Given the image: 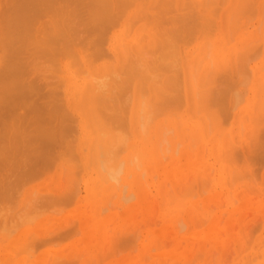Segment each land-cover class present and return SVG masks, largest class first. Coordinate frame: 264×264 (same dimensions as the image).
<instances>
[{
	"label": "bare ground",
	"instance_id": "bare-ground-1",
	"mask_svg": "<svg viewBox=\"0 0 264 264\" xmlns=\"http://www.w3.org/2000/svg\"><path fill=\"white\" fill-rule=\"evenodd\" d=\"M1 1V0H0ZM3 1H5L4 3H3V5H2V13H1V15H0V17L2 18L1 19V21H0V26H1V28H0V190H2V191H5L7 194H5V192H2V191H0V197L1 196H3L2 198H1V203L0 204H3V202H5V204L4 205H0V213H2V215L0 214V216L2 217L3 216V218H4V222H0V223H2V229L0 228V233L1 232H3L4 234H10L11 232H13L19 225H21V224H23L24 225V220H26V222H32V220L34 219V216L35 215H37V212H38V214H39V211L38 210H40V211H42V212H44L43 211V209L46 207L47 208V204H48V202H50L49 204L51 205V201H55V203H57L58 202V200H61V196H62V194H60V191L59 192H57L56 190H58V187L56 188L55 186V191H56V193L57 194H60V195H58L59 197H60V199H58L59 197L57 196V195H52L51 193H49L48 192V194H47V191H45V193H38L37 191H33L32 190V188L33 187H31V185L29 184V183H31L32 182V180L33 179H37L38 177H39V179H40V177H42L43 175H44V173H46L45 172V170H46V168L48 169V167H47V161H48V163L50 162V161H52L53 159H56V154L58 153L56 150H57V147L60 145L59 143H62L64 140H65V137H66V140H68L69 141V139L68 138H70V141L69 142H71V143H69L68 141H64V146H65V144H67L68 146H69V148H68V146H65L64 148H62L61 147V149H60V146H59V149H58V151L59 150H62V149H65L63 152L65 153V155H69L70 153H72L70 156H68V157H70L69 159H71V158H73L74 159V163L76 162V164L74 165V163H72V164H70L71 162H73L72 160H70V162H67L69 159H67L68 157L67 156H64L63 154L64 153H61L60 151H59V153H61V154H59L58 153V158L60 159H62L61 161H63V160H65V159H67V160H65L66 162L64 163V161H63V163L64 164H66V163H68V164H70V166L71 165H73L74 167L75 166H79L78 164L80 163L79 161H81V159H83V158H81V159H79V157H80V155H82L81 153H82V150L83 149H85L86 147H85V145H86V143L89 141H87V138H86V140L84 139V137L86 136L87 137V135H85V131H86V129L87 128H85V131H84V126L87 124H85V122L84 121H87L88 122V119L86 118V120H83V115H81V113L80 112H76L77 110H81V109H79V106H81L80 105V103L79 104H77L75 107H77V110L75 111L76 113H77V115L74 113V111H73V109L71 108L70 109V105L71 104H69L67 101H68V95L69 94H71V91H75L76 93L77 92H81V100H80V102L82 103V100L84 99V97H86L87 96V99L85 100V101H87L89 104H90V106H89V113H86V115L85 116H89V118L90 119H92L93 121L95 120L96 122H99V124L98 123H96L95 122V124H97L96 125V127H97V129H100V130H98V132L99 133H97V134H99V135H96L97 136V141H96V146H97V148L96 149H98V148H100V152H99V149H98V157H99V159H100V161L99 162H101V163H99V167H101V169H102V171H104V172H106V174H102V176L104 175H107V177L108 178H110L109 180H110V183H111V181L113 180V182H114V180H115V182L118 180V179H121V178H119L120 177V174H121V172L123 171V168H124V166H125V160L124 159H122L121 158V160L119 159V156H120V154L124 151V149L126 148L125 146H123V145H125V142H127L126 140L127 139H129V136H131L130 134H132L133 135V137L135 138V140H134V143L133 142H131V143H133L131 146L130 145H128L129 146V148H131L132 149V151L133 152H135V153H133L132 151L130 152V154H129V160L128 161H132V159H130V157L132 156V158H133V160H135V165H134V167H136L137 165H136V163H139L138 161H140L141 162V160H139L138 159V161H137V158H136V156H137V153L138 152H136V151H139L140 150V155H142L141 157L143 158V161L145 160V158H150V159H153V158H155V157H153V153L155 152L156 153V151H158V152H160V153H162V155L161 156H163V150H162V148H163V144H162V142H164V144H167V143H165L167 140L164 138V136H163V134L167 131V130H165L163 127H165L166 126V129H168L169 128V123H170V125H172V124H177V123H175V121H173V119L174 118H179L180 120L181 119H183L184 117H185V114H184V112H182V108H181V110H180V107L179 106H177V108H179L177 111H175V110H173V112H174V114H173V112L172 111H170L169 109H170V105H173V106H175L176 107V105H174V104H177V102H180V105H181V107H184L185 109H186V111L187 112H191V111H194V110H196V112H197V114L198 113H200V112H202V110L203 111H205L206 113H207V116H208V118H212V119H208V120H211L210 122H208V120L205 122L206 124H208V126H210V124L212 125V123L213 124H215V126L217 125V127H215V129L216 128H218V124L221 126L220 127V131L223 133L224 132V130H227L226 128L228 127H226L225 126V122L227 123L228 121V118H230V117H233V119H234V121L233 122H235V126L237 125L238 126V124L236 123L237 121H241L242 119H240V117H243V119L245 120V122L247 121V117L245 116L246 115V113H245V111L247 110V108H249L250 107V109H249V115H248V117H249V120L251 121V119H252V121H251V126H252V122H255V121H257V124H258V120H257V117L259 116H262V117H264L263 115H260L259 113H257V114H259L258 116H256V117H254V114H253V117H251V107L252 106H257L258 104H259V96L261 97V106L263 105V98H264V88H262V90H263V93H261L262 92V90L260 89V80L258 81V84H254V87H252V89H253V91H255V92H253V95L251 96V98H248L249 99V105H248V107H247V105H246V110H245V108H242L243 110L241 111V108H240V104H241V101H242V98H243V96L241 97V90H242V92H244V90H246V89H244V88H246L242 83L244 82V84L246 83V82H248V71H247V69L248 68H246V75H248V76H246L245 75V73H243L242 71H244L245 70V66H246V64L245 63H243L244 64V67L242 66L243 64H241V66H239L240 68V72L242 73V76L244 77V80H243V82H242V80H237V81H235V79H237L238 78V70L236 71L237 72V74H235L236 76H234V74H233V76H230L229 75V78L230 79H228L227 78V75L225 76V78L222 76L221 77V75H223V73L224 72H226V64H223L222 66H223V70L217 65V64H215V63H212L211 61L212 60H214L213 62H215V60L216 61H219V60H221L222 59V57H221V55H220V51H221V49H218V50H215L214 49V59H212L213 57H211V54H210V56H209V54L207 53L208 51H209V49H207V47H210V45H211V49H212V44L211 43H209V42H211L210 40L211 39H209L211 36H212V39H213V35H214V33L215 32H219V31H221L222 30V26H224V24L225 23H228V26H229V28H228V30L230 29V27L232 26V30L234 29V26H238V25H234V20H238L239 21V11L238 10H241V9H246V6H247V4L249 3V1L247 2V4H246V2H245V5H244V3L243 4H239V2L241 3V1H237V7H236V9H235V7H234V9L236 10V11H238L237 13L235 12V14H237V17L236 16H234L235 14H233L234 13V11H233V9L232 10H230V11H232V13L230 12V15L231 14H233L232 16H228V18H227V13H225V20H223L224 18L222 17V15H218L219 14V12L217 13V11H216V8H218V6L217 5H221L222 4V2L223 1H226V0H221L222 2H221V4H219L220 2H218L217 0H205V2H208V3H210L209 4V6H211V7H208L207 5H208V3H207V5L205 4V3H201L200 2V0H161L162 1V4L160 3V0H156V5L154 6V7H152V5L149 3V2H145V1H148V0H68V2H67V0L66 1H64V0H3ZM72 1V2H71ZM155 1V0H154ZM202 1H204V0H202ZM213 1H214V3L216 4V2H218V4L216 5V6H214L215 4L213 3ZM216 1V2H215ZM251 1V0H250ZM57 2H61L60 4H62V2H65V4L64 5H66V6H68V8L67 9H69V7H70V9H69V11L70 12H68V13H66L67 12V10L66 9H64L65 8V6L64 5H58V3ZM67 2V3H66ZM74 3V6H72L73 4H71V3ZM227 2V1H226ZM53 3H55V6L54 7H57V9L56 8H54L53 7ZM56 3H57V5H56ZM154 3V2H153ZM159 3V4H158ZM190 3V4H189ZM213 3V4H212ZM155 4V3H154ZM158 4V5H157ZM202 4H204L205 6H203V8H200V6L202 5ZM258 4H259V2H258ZM75 5H77V10H76V7H75ZM80 5V6H79ZM190 7V8H187V10H186V7H188V6ZM213 5V6H212ZM249 5H250V3H249ZM59 6H61V8L59 7ZM163 6V7H162ZM171 6V7H170ZM174 6H175V8L176 9H178L177 11H174V13H173V9H174ZM239 6V7H238ZM263 5H262V3H261V7H262ZM63 7V8H62ZM75 7V8H74ZM82 7V8H81ZM158 7H160V8H163L164 10L163 11H158L160 8H158ZM170 7V8H169ZM202 7V6H201ZM207 7L208 8H210V10L209 9H207ZM221 7V6H220ZM240 7H241V9H240ZM53 8V9H52ZM60 8V9H59ZM71 8H73V11H72V9ZM166 8V9H165ZM250 8V7H249ZM248 8V9H249ZM51 9H52V12H50L51 11ZM61 9L63 10H66V11H62L61 12ZM76 11H75V10ZM81 9V10H80ZM168 9V10H167ZM175 9V10H176ZM251 9V8H250ZM249 9V10H250ZM253 9V8H252ZM252 9L250 10V11H252ZM261 9V8H260ZM262 9H264V7L262 8ZM59 10H60V12H61V14H59L60 12H59ZM138 10H139V12H138ZM172 12V14L174 15V16H172V14H171V12ZM218 10V9H217ZM221 10V9H220ZM220 10H218V11H220ZM72 11V12H71ZM79 11V12H78ZM164 11H166V12H170V14L169 13H167V15H168V17H169V19H167V15H165L166 14V12H164ZM215 11V12H214ZM223 12H225V10H222ZM246 11H247V9H246ZM52 14L53 12H55V13H53V15H57V14H59V15H57V16H55L58 20H56V19H54L53 17V15H51V16H53V17H51V18H53L52 20H54V21H52L50 18H49V14L50 13ZM81 12V13H80ZM134 12H137V14H138V18H137V14L136 15H133V16H135V17H133V22H135V23H137V21L139 20V21H144V23L143 24H141L140 26V32H138V28H137V34L138 35H135L132 39H131V41L129 40V42L128 41H126L127 43H122V41L123 40H125V38L123 37V35H122V31L124 30V26L126 25V22L127 21H132V20H130V18H131V16H132V14L134 13ZM175 12H176V14H175ZM73 13V14H72ZM77 13H80V14H77ZM160 13H163V14H160ZM216 13V14H215ZM48 14V15H47ZM69 16H68V15ZM70 14L72 15V17L70 16ZM223 14V13H222ZM252 14V13H251ZM44 15L48 18V20H47V24H50V22L52 21V25H54V26H52V25H50V27L49 26H47L48 27V29L49 30H47V32H46V30L45 29H47V27H46V25H44L46 28H44L42 31H45L44 33H43V35L44 36H42L41 35V38H39V36L38 37H36L35 36V30L37 31L38 29H37V26H38V21L40 20V22H39V24L40 23H42L43 22V18H42V20L39 18V19H37L38 17H41V16H43L44 17ZM61 15V16H60ZM66 16V17H63V16ZM74 15H77L76 16V18L77 19H81V18H83L84 17V15H85V17H84V19L83 20H80V21H78L77 19H75L74 18ZM83 15V16H82ZM172 17H171V16ZM59 16V17H58ZM166 16V17H165ZM223 16H224V14H223ZM233 16L235 17V19L233 18ZM46 17H44V20H45V18ZM63 17V18H62ZM171 17V18H170ZM232 17V18H231ZM250 18H251V16H249ZM46 18V19H47ZM65 18H66V20H65ZM70 18V19H69ZM135 18H137V19H135ZM223 18V19H222ZM226 18H227V21H226ZM249 18V19H250ZM61 21H60V20ZM75 19V20H74ZM141 19V20H140ZM233 20V22H232V20ZM51 20V21H50ZM67 20L70 22V24H69V22H67ZM236 20V21H237ZM46 21V20H45ZM50 21V22H49ZM74 21V22H73ZM78 21V27H76L77 25H75L76 24V22ZM138 21V22H139ZM230 21H231V23H230ZM244 21V20H243ZM246 21H248V19L246 20ZM49 22V23H48ZM55 22V23H54ZM133 22H131L132 24H130V22H129V25H130V27L129 28H131V26H134L133 25ZM250 22V21H249ZM46 23H44V24H46ZM72 23H75V24H72ZM80 23V24H79ZM236 23V22H235ZM261 23V22H260ZM69 24V25H68ZM83 24V25H82ZM86 24V25H85ZM87 24H89L88 26H87ZM246 23L244 22L243 24H241L242 26H240V27H244V26H246L245 25ZM263 24V23H262ZM82 25V26H81ZM85 25V27H83ZM244 25V26H243ZM4 26V27H3ZM40 26H42V24L40 25ZM68 26V27H67ZM70 26H72L73 27V29H75L76 31H77V33L76 32H72V27H70ZM87 26V27H86ZM248 26V25H247ZM259 26V25H258ZM68 29H67V28ZM70 27V28H69ZM75 27V28H74ZM79 27H83L82 29H83V33H85V34H83V33H81V36H82V34H83V36H84V38H83V36L81 37L80 36V34H79V36H78V33L79 32H82V29L80 28L79 29ZM239 27V28H240ZM42 28V27H41ZM52 28V29H51ZM128 28V30L130 31L131 29H129ZM236 28V27H235ZM238 28V27H237ZM245 28V27H244ZM79 31H78V30ZM242 29V28H241ZM41 30V29H40ZM39 30V32L41 33V31ZM52 30L54 31V32H52ZM85 30V31H84ZM125 30H126V27H125ZM240 30V29H239ZM245 30H247V29H245ZM34 31V32H33ZM51 33H50V32ZM69 31H70V33L73 35L74 34V37L75 36H78L79 37V39H78V37H75V39H73L72 37V35L69 33ZM212 31H215L214 33L212 32ZM227 31V30H226ZM237 31V30H236ZM244 31V30H243ZM38 32V31H37ZM67 32L70 34V36H69V34H67ZM210 32V33H209ZM213 33V35H212V33ZM229 32H232L231 31V29L229 30ZM235 32V31H234ZM247 32V31H246ZM245 32V33H246ZM259 32V31H258ZM130 33V32H129ZM209 33V34H208ZM51 34V35H50ZM75 34H77V35H75ZM132 34V33H131ZM231 34V33H230ZM248 34H250V33H248ZM260 34V33H259ZM125 35V34H124ZM127 36H128V34H126ZM133 35V34H132ZM140 35V36H139ZM206 35L207 36H209V40L208 39H206L207 37H206ZM211 35V36H210ZM224 35H225V33H224ZM242 35H244V34H242ZM72 36V37H71ZM138 36H139V38H138ZM50 38L49 40L47 39L46 40V38ZM81 37V38H80ZM123 37V38H122ZM206 37V38H205ZM241 37V36H240ZM30 38H33V42L34 43H32V39H30ZM38 38V39H37ZM72 38V39H71ZM83 38V39H82ZM129 38V37H128ZM145 38V39H144ZM217 38V37H216ZM233 38V37H232ZM239 38V37H238ZM42 39V40H41ZM44 39V40H43ZM78 41H77V40ZM82 41H81V40ZM127 39V38H126ZM143 39L145 40V43L143 44ZM206 39V40H205ZM224 39V38H223ZM31 41L30 43H32L31 45H30V43L28 42V41ZM141 40V41H140ZM201 40H204V41H206V42H202V43H205V49H207V51L205 52V53H207L208 55H206L205 54V56H207L206 58H211L212 60H210V65L212 66V64H213V66L212 67H214V65L217 67H219V69H216L217 71H218V73H217V71L215 72L214 71V69L216 68H212L211 70H210V72H209V69L211 68V66H209V69H208V64H206V63H204V60H203V58H202V54L200 53V51H199V48H198V41H201ZM222 40V39H221ZM27 41V42H26ZM208 41V42H207ZM257 41V40H256ZM22 42H23V44H22ZM140 42H142V44H143V48H138V47H136V48H138L139 50H137L138 51V54H137V52L136 53H134V51H133V49L135 48V46H136V44L137 43H139L140 44ZM24 43H26V44H24ZM29 43V44H28ZM207 43V44H206ZM221 43V42H220ZM223 43L224 44H226V43H228V42H224L223 41ZM259 43V42H258ZM34 44V45H33ZM209 44V46H207L206 47V45H208ZM216 44H217V42H216ZM25 45V46H24ZM27 45V46H26ZM33 45V46H32ZM141 45V44H140ZM251 44L249 43V46H250ZM260 45V44H259ZM30 46V47H29ZM219 46H220V44H219ZM225 46V45H224ZM30 49V52H31V58H32V56L33 57H35L36 59H37V61H38V63L37 62H34V60H36L35 58L33 59L32 58V60H31V58H30V53L28 54V52H29V49ZM128 47H131V48H133L132 49V51H133V53H132V51L130 52V50H129V48ZM213 47H216V46H214L213 45ZM257 47V46H256ZM254 48L253 47V49L254 50H252V51H255V52H253L252 54H250V55H253V58L254 57H256L255 56V54L256 53H258V52H261V51H259L260 50V46L258 47V48ZM33 48V49H32ZM35 48V49H34ZM37 48V49H36ZM204 48V47H203ZM219 48V47H218ZM225 48V47H224ZM224 48H222L223 50H225ZM232 48V47H231ZM230 48V49H231ZM24 49L26 50V52L27 53H25V51H24ZM126 49L127 50H129V51H127V55H123L122 53H123V51L125 52V54H126ZM204 49V50H205ZM255 49H258V52L255 50ZM39 51V52H41L40 54L38 53V51L37 52H35V51ZM244 50H246V48L244 49ZM244 50H242L241 52H243ZM21 51H24L23 52V55H20V53H22ZM33 51V52H32ZM226 51V50H225ZM246 51H248V50H246ZM251 51V50H250ZM249 51V52H250ZM36 53V54H32V53ZM43 52V53H42ZM45 52V53H44ZM131 54H130V53ZM210 52H211V50H210ZM209 52V53H210ZM232 52V51H231ZM240 52V51H239ZM25 53V54H24ZM147 53H149L148 55H147ZM225 53V52H224ZM227 53V52H226ZM225 53V54H226ZM255 53V54H254ZM28 54V55H27ZM47 56H46V55ZM132 55V54H135V57H137V59L135 58H133L134 57V55H132L133 57H131L130 55ZM137 54V55H136ZM147 55V56H145V57H147L148 59H145L144 58V55ZM243 54V53H242ZM249 54H247V55H249ZM37 55V56H36ZM46 56V59L44 60V57ZM50 55V56H49ZM128 55H129V57H131V58H129L128 57ZM150 55V56H149ZM223 55V54H222ZM230 55V54H229ZM246 55V54H245ZM257 55V54H256ZM262 55H264V54H262ZM20 56H22V59H24V60H22V63L23 62H29L28 64L26 63V65L29 67V68H25V64H23L24 66V68H22L24 71H25V69H26V71L27 70H31V69H33L34 67H35V69H39L40 70V73H41V71H43L42 73H44V71L45 70H47L46 68H44L45 70H43V68H42V65H41V67H39L38 65L40 64V63H43L44 64V62L45 63H50L49 64V66L50 67H53V65H54V69L55 70H53V69H50V67H49V69L47 70V71H45V72H48L49 70H53V71H50V72H48V76H50V79H48L49 81H47V84L45 83L46 82V78H49V77H47V75H45V74H47V73H44V74H42V79L45 81H43V80H41L40 81V83L38 82V83H35L34 82V80H33V82H34V85L31 83V85L35 88V91L33 90L32 92H37V94H39V98H38V96L36 95V93L34 94L33 93V95H35L34 96V98H36L37 99V101L35 100V99H32L31 98V100L32 101H29L30 99H28V98H30V96H31V90H32V86H30V81H29V83H28V80H29V77H28V71H27V79L25 80L27 83H25L24 82V80H21L22 79V76H20L21 74V72H23V70L22 69H20L21 67H22V65H21V61H20ZM24 56H29V58H28V60L26 59L25 60V58H24ZM138 56L140 57V58H138ZM149 56V57H148ZM259 56V55H258ZM43 57V58H42ZM49 57V58H48ZM107 57H109V58H107ZM129 59H131V61H138V62H135L134 61V63L133 62H131V61H129L128 62V58ZM247 57H249V56H246L245 58H246V60H249ZM41 58V60H39V59ZM106 58V60H107V62H105V59ZM144 58V59H143ZM206 58H204V59H206ZM209 58V59H210ZM29 59L31 60V61H29ZM48 59V60H47ZM50 59V60H49ZM134 59V60H133ZM151 59V60H150ZM227 59V58H226ZM230 59V58H229ZM240 59V58H239ZM264 59V58H263ZM206 60H208V59H206ZM223 60H224V58H223ZM251 60H255V59H251ZM260 60V59H259ZM48 61V62H47ZM51 61V62H50ZM242 61H244V58H243V60ZM261 61V60H260ZM259 61V62H260ZM125 62H127V65L125 64ZM207 62V61H206ZM241 62V61H240ZM247 62V61H246ZM32 63H33V68H32ZM35 63V64H34ZM37 63V64H36ZM223 63H226V62H223ZM228 63V62H227ZM254 63V62H253ZM256 63V62H255ZM130 64V65H129ZM251 64V63H250ZM256 64H258V63H256ZM30 65H31V67H30ZM36 65V66H35ZM47 65V64H46ZM129 65V66H128ZM220 65V64H219ZM253 65V64H252ZM252 65H251V67H252ZM263 65H264V62H263ZM263 65H260V66H257V65H255V66H253V69H248L249 70V72L251 71L252 73H253V81L255 82V80H258L259 78H260V76H261V71L262 70H264V66ZM21 66V67H20ZM45 65H43V67H44ZM38 67V68H37ZM45 67H48V66H45ZM247 67V66H246ZM42 69V70H41ZM208 69V70H207ZM244 69V70H243ZM26 71H25V73H26ZM212 71H214L216 74H214V72H212ZM221 71H222V73H221ZM37 72V71H36ZM39 72V71H38ZM37 72V73H38ZM54 72V73H53ZM199 72H202L203 74L204 73H207V72H209V74L210 75H208V73H207V75L205 74V79L209 82V83H211L212 85H213V80H215V76H217L216 77V79L218 80V79H220V80H222V81H220L219 80V84L221 85V84H223L224 85V82H225V79H226V82H225V84L226 85H224L225 87L227 86V88H222V89H219V85L218 84H215V82H214V87L212 86H210L209 85V83L207 82L206 83V81L204 80L203 81V83H205V84H202V85H200V83H199V85L196 83V78H198V76L196 75V74H199ZM219 72H220V74H219ZM245 72V71H244ZM24 73V72H23ZM53 73V74H52ZM196 73V74H195ZM212 73V74H211ZM240 73V74H241ZM225 74V73H224ZM250 74V73H249ZM18 75L21 77V79L18 77ZM26 75V74H25ZM52 75V76H51ZM55 76V78H56V80H55V78H54V76ZM201 75V74H200ZM211 75H212V77H213V75H214V79L211 77ZM245 75V76H244ZM24 76V75H23ZM196 77V78H195ZM208 77H210V78H212L211 79V81H209L210 80V78H208ZM219 77V78H218ZM221 77V78H220ZM231 77H232V79H234V80H232L231 81ZM241 77V76H240ZM51 78H53V80L54 81H52L51 82ZM224 80H223V79ZM262 78V77H261ZM260 78V79H261ZM200 79V78H199ZM38 80V79H37ZM216 80V82H218ZM240 82V85L242 84V86H244V88H241V89H239V91H237L238 89L236 88L237 87V85L239 84V82ZM264 81V80H263ZM37 82V81H36ZM51 82V83H50ZM54 82V83H53ZM223 82V83H222ZM237 82V83H236ZM242 82V83H241ZM45 83V84H44ZM250 83V82H249ZM26 84H29V85H26ZM37 84V85H36ZM42 84L43 85V87H44V85H46L47 86V88H46V86L43 88H41L40 89V87H37V86H40V85ZM53 84V85H52ZM252 84H253V82H252ZM263 84V87H264V82L262 83ZM48 85H52V87H49L48 88ZM208 86V88H206V90H207V92H206V90H205V88L203 87V88H201L202 86ZM216 85H218V87L216 86ZM221 86V87H224V86ZM256 85H258V86H256ZM26 86H29L31 89L30 90H28L29 89V87H26ZM183 87V89L182 88H179V87ZM217 88H216V87ZM256 87H258V89H260L261 91L259 92V95L257 94V92H258V90H257V88ZM33 88V89H34ZM37 88H38V91H39V93H38V91H37ZM198 88V89H197ZM231 88V89H230ZM234 88H236V89H234ZM44 89V90H43ZM178 89H180V92L178 91ZM231 90V93H234V94H232L233 95V98H232V100L230 101V96H232L231 95V93L229 92L230 90ZM248 89H249V86H248ZM41 90V91H40ZM47 90V91H46ZM230 93V95L227 93V91ZM43 91V92H42ZM202 91L204 92L205 91V93L206 94H204L203 93V95H200V93L202 94ZM225 91H226V93H225ZM41 92V93H40ZM247 92V91H246ZM193 93H196V100H197V105H198V107L197 108H191V105H190V99H191V94H193ZM42 94V96H40ZM75 94V93H74ZM73 94V95H74ZM199 94V95H198ZM244 94V93H243ZM256 94L258 95L256 98H255V96H256ZM32 95V96H33ZM72 95V94H71ZM71 95H69V96H71ZM199 96H201L200 98H199ZM250 96V95H249ZM194 97H195V95H194ZM193 97V98H194ZM227 97V98H226ZM26 99V100H25ZM28 99V100H27ZM131 99L134 101V104H133V106L136 108V113H132V115L131 114H128L129 113V109H130V105H131ZM183 99V101H181ZM27 101V102H26ZM73 101V100H72ZM111 101H113V102H111ZM74 102H75V100H74ZM111 102V103H110ZM113 103H115L116 105H113ZM120 105H119V104ZM182 103V104H181ZM113 105V106H110V105ZM196 104V103H195ZM244 104V103H243ZM86 105V104H85ZM84 105V106H85ZM88 105V104H87ZM178 105H179V103H178ZM83 106V107H84ZM170 106V107H169ZM260 106V107H261ZM243 107V106H242ZM84 108H86V107H84ZM174 108V107H173ZM177 108H175V109H177ZM201 110H200V109ZM263 106H262V108H259V110L258 111H260L261 109L263 110ZM24 109V110H23ZM75 109V108H74ZM255 109V108H254ZM21 110H22V112H21ZM87 110V109H86ZM163 111H165L168 115L166 116V119L164 118V119H160L159 121H160V125H159V127L161 126V123H165L164 121H167V120H169L167 123H168V126H167V124L165 123L164 124V126H161L162 128V131H161V137H163V138H161V140L163 139V141L162 142H160L161 140H159V138L158 139H156V140H158L159 142V145L158 146H160V144L162 145L161 147H159V149L158 150H154V151H152L151 149H149L148 148V141L154 136V132H151V133H153V135L152 134H150V133H146L145 132V130H146V128H148V125H150V126H152L151 124H150V122H152L153 120L155 121L156 119H153V116L154 115H156L155 117H159L160 116V114L161 113H163ZM178 111H179V114H178ZM180 111H181V113H180ZM264 111V110H263ZM84 112V111H83ZM87 112V111H86ZM176 112V113H175ZM245 113V115L243 114V113ZM262 112V111H261ZM255 113V112H254ZM262 113H264V112H262ZM85 114V113H84ZM120 114H123L122 116L120 115ZM157 114H159V115H157ZM164 114V113H163ZM190 114V113H189ZM119 115V116H118ZM171 115H173L172 117H170ZM178 115V116H177ZM199 115V114H198ZM202 115V114H201ZM204 116H206L205 115V113L203 114ZM118 116V117H117ZM169 116V117H168ZM184 116V117H183ZM196 116V115H195ZM97 117H99V118H97ZM168 117V118H167ZM187 117H188V115H187ZM194 116L192 115V117L191 118H193ZM214 117H215V119H214ZM228 117V118H227ZM96 118V119H95ZM197 118V117H196ZM246 118V119H245ZM256 118V119H255ZM98 119V120H97ZM153 119V120H152ZM159 119V118H158ZM157 119V120H158ZM190 119V118H189ZM195 119V118H194ZM193 119V120H194ZM253 119H255V120H253ZM259 119V118H258ZM261 120H259V122L260 121H262V120H264V119H262V118H260ZM120 120V122L118 123V121ZM199 120V119H198ZM197 120V121H198ZM103 122V123H101V122ZM123 123H122V122ZM171 121V122H170ZM183 121V120H182ZM187 121H191L192 122V120L190 119V120H187ZM113 124H112V123ZM118 123V126H117V123ZM156 122V121H155ZM155 122H153V123H155ZM176 122H177V120H176ZM222 122V123H221ZM230 122V121H229ZM249 122V121H248ZM248 122L246 123V124H248ZM110 123H111V125H110ZM116 123V124H115ZM122 123V124H121ZM156 123H158V122H156ZM182 123V122H181ZM186 123V122H185ZM200 123V122H199ZM198 123V124H199ZM221 123V124H220ZM250 123V122H249ZM90 124V123H89ZM88 124V125H89ZM115 124V125H114ZM159 124V123H158ZM191 124V123H190ZM194 124V123H193ZM193 124H191L190 126H188V129H189V132H188V129L186 128V132H185V136H186V138H185V136H184V138L185 139H188V138H194V136L192 135V134H194L195 136H197V134L199 135L200 133H202V128H201V130L199 131V127H197L196 128V126L195 125H193ZM202 124V123H201ZM228 124V123H227ZM226 124V125H227ZM240 124H241V122H240ZM253 124H256V123H253ZM256 124V125H257ZM260 124V123H259ZM113 125L114 126H116V127H113ZM120 125V126H119ZM200 125V124H199ZM229 125V124H228ZM230 125H232V124H230ZM242 125V124H241ZM240 125V126H241ZM103 126V127H102ZM158 126V125H157ZM175 126V125H174ZM185 126H187V124L185 125ZM222 126H225V127H223L222 128ZM237 126L235 127L236 129H234L233 130V128H234V126H233V128H232V132H234L235 130H237ZM251 126H247V128L248 129H250V127ZM86 127V126H85ZM100 127H102V128H100ZM156 127V126H155ZM184 127V126H183ZM257 127V129H259L260 127H259V125L258 126H256ZM259 127V128H258ZM262 127V126H261ZM157 128V127H156ZM175 128H176V126H175ZM213 128H214V126H213ZM223 130H222V129ZM242 128L243 127H240V130H242ZM245 128H246V126H245ZM255 128V126L253 127V129ZM149 130H150V128H148ZM147 129V131L148 132H150L149 130ZM154 129V128H153ZM171 129V128H170ZM169 129V130H170ZM207 129V128H206ZM211 129V128H210ZM228 129H229V127H228ZM244 129V128H243ZM256 129V130H257ZM263 129V128H262ZM92 130H94V129H92L91 128V132H92ZM164 130V131H163ZM207 130H209V129H207ZM213 130V129H212ZM212 130H210V131H212ZM231 130V129H230ZM260 130H261V128H260ZM264 130V129H263ZM115 131H116V133H115ZM158 131V130H157ZM173 131H174V129H173ZM191 131V132H190ZM220 131H217L216 133V136H220L221 134H219V132ZM245 131V130H244ZM252 131V130H251ZM255 131V129L253 130V132ZM258 131V130H257ZM145 132V133H144ZM170 132H171V130H170ZM176 132H177V130H176ZM175 132V133H176ZM188 132V133H187ZM204 132V131H203ZM220 132V133H221ZM241 132V131H240ZM242 132H243V130H242ZM241 132V133H242ZM76 133H78V135H76ZM110 133H111V135L113 134V136H111L110 135ZM159 133V132H158ZM171 133H174V132H171ZM170 133V134H171ZM174 133V134H175ZM190 133V134H189ZM208 134H209V131L207 132ZM228 133V132H227ZM236 133V135H237V132H235ZM255 133H256V131H255ZM76 136H75V135ZM157 134V133H156ZM169 134V133H168ZM177 134V133H176ZM226 134V133H225ZM224 134V135H225ZM234 134V133H233ZM244 134V133H243ZM85 135V136H84ZM113 137V140L111 141V143L109 142V143H106V141H105V139L104 138H106L107 137V139H108V137ZM148 135H151V137H150V139L148 138L147 139V136ZM167 135V134H166ZM187 135H188V137H187ZM190 135V136H189ZM192 135V136H191ZM207 135V134H206ZM206 135H204V136H206ZM235 135V134H234ZM233 135V136H234ZM250 135H252V134H250ZM255 135V134H254ZM261 135V134H260ZM128 136V137H127ZM229 136H231V134L229 135ZM238 136V135H237ZM236 136V137H237ZM241 136V135H240ZM244 136H245V134H244ZM249 136V135H248ZM253 136V135H252ZM257 136H259L258 135V132H257ZM57 137H59V138H57ZM110 137V138H111ZM133 137H131V138H133ZM172 136L170 135H168V138H170L171 140H172V138H171ZM198 137V136H197ZM196 137V138H197ZM202 136H200V138H201ZM235 137V136H234ZM235 137V138H236ZM255 137V136H254ZM260 137V136H259ZM258 137V140L259 141H261L262 139H260ZM57 138V139H56ZM62 138H64L63 140H62ZM74 140H73V139ZM133 138V139H134ZM167 138V139H168ZM175 137H174V135H173V139H174ZM203 138H205V137H203ZM215 137H213V139H214ZM222 138H224V136H222ZM229 138V137H228ZM235 138H234V140H235ZM262 138H263V136H262ZM55 139L57 140L56 142H53L52 143V140L53 141H55ZM60 139V140H59ZM98 139H99V142H98ZM147 139V140H146ZM210 139V138H209ZM212 139V140H213ZM218 139H220V137H218ZM231 139V138H230ZM229 139V140H230ZM244 139V138H243ZM253 139V138H252ZM255 139V138H254ZM253 139V140H254ZM264 139V138H263ZM62 140V141H61ZM92 140H93V138H92ZM153 140H154V137H153ZM170 140V141H171ZM194 140V139H193ZM211 139H210V141H212ZM252 140V141H253ZM255 140H257V139H255ZM257 140V142H259ZM59 141V142H58ZM72 141H74V143H72ZM87 141V142H86ZM129 141V140H128ZM147 141V142H146ZM168 141H169V139H168ZM167 141V142H168ZM175 141V140H174ZM174 141H172V142H174ZM186 141V140H185ZM215 141V140H214ZM222 141V140H221ZM220 141V142H221ZM233 141V140H232ZM240 141H243V140H239V143H241ZM49 142H51V144L52 145H54L55 143V145H57V147L55 148V146H54V151H55V153H54V151H53V149L51 148V147H47L48 146V144H49V146L51 145ZM98 142V143H97ZM150 142H152L151 140H150ZM150 142H149V145L150 146H152V144H150ZM155 141H153V143H154ZM177 142V141H176ZM179 142H180V140H179ZM181 142H183V141H181ZM207 142H209V141H207ZM223 142V141H222ZM225 142V141H224ZM223 142V143H224ZM234 142V141H233ZM236 142V141H235ZM237 142H238V140H237ZM255 142V141H254ZM261 142H263V141H261ZM69 143V144H68ZM85 144L83 147H85V148H83L82 147V144ZM90 144H92V142H91V140H90V142H89ZM129 143V142H128ZM127 143V144H128ZM186 143V142H185ZM206 143V142H205ZM215 143V142H214ZM219 143V142H218ZM217 143V144H218ZM264 143V142H263ZM47 144V146H45ZM130 144V143H129ZM173 144V143H172ZM202 144H203V142H202ZM207 144V143H206ZM205 144V145H206ZM217 144H215V145H217ZM220 145H221V143H219ZM231 145V146H229V145ZM227 144V146L226 147H223V148H221V146L219 147V145H218V148L221 150V149H226V148H228V150H229V148L231 147L232 149H230V150H232L231 152L230 151H228L227 149V154L225 153L224 155L226 156H224V158L220 155V158H221V160L222 159H224L223 161H225V162H227L229 159H230V157L232 156V155H234V154H236V158H240L241 156L239 155V157H238V155H237V148H239V146H238V143H235V145H237L238 147L236 148V146H233V143H231V141H230V143H228ZM260 144V143H259ZM62 146H63V143L61 144ZM167 145H170V144H167ZM184 145V144H183ZM214 145V144H213ZM214 145V146H215ZM258 145V144H257ZM264 145V144H263ZM261 146L260 145V148L262 147V149H261V151L263 150V147L264 146ZM45 146V148L47 149V148H49L50 150H45V148H43V147ZM78 146V147H77ZM127 146V145H126ZM156 146V145H155ZM174 146V145H173ZM208 146V145H207ZM214 146H213V148H214ZM225 146V145H224ZM229 146V147H228ZM245 146H246V144L244 145V149H245ZM43 149H42V148ZM71 147V148H70ZM125 147V148H124ZM157 147V146H156ZM177 147V146H176ZM187 147H189L190 148V145L189 146H187ZM187 147L185 148V149H187ZM192 147V146H191ZM198 147H201V149H202V145L200 144V146H198ZM212 147V146H211ZM253 147V146H252ZM83 148V149H82ZM91 148V147H90ZM128 148V147H127ZM129 148L127 149V150H129ZM166 148V149H165ZM169 148H171V146H169ZM169 148H167V146L165 145V147L163 148V149H165L164 150V152H165V156H166V150H168ZM178 148H180V147H178ZM182 148H183V146H182ZM188 148V150H191V148L189 149ZM206 148V147H205ZM212 148V149H213ZM216 148L217 147H215V151H216ZM242 148V147H241ZM249 148V147H248ZM258 148V147H257ZM40 149H42V150H45V152H43L42 150H40ZM70 149V150H69ZM72 149V150H71ZM174 149H176V148H173L172 149V151L174 150ZM201 149H197L198 150V153L201 151ZM207 149V148H206ZM218 149V150H219ZM225 149H224V151H225ZM236 151H235V150ZM243 149V150H244ZM38 150H40V151H42V153H43V156H42V153H40V151L38 152ZM66 150H69V151H66ZM74 150H76V151H74ZM86 150V149H85ZM196 150V151H197ZM200 150V151H199ZM257 151V149H254V151ZM72 151V152H71ZM78 151V153H76ZM80 151V152H79ZM84 151V150H83ZM90 151V150H89ZM93 151V150H92ZM162 151V152H161ZM175 151L176 150H174V154H176L175 153ZM178 151V150H177ZM203 151V150H202ZM201 151V152H202ZM206 151V150H205ZM204 151V152H205ZM214 151V150H213ZM223 151V150H222ZM222 151H221V153H222ZM238 151H240V148H239V150ZM260 151V152H261ZM52 152H53V154H54V158L53 159H51L52 157L51 156H53V154H52ZM87 152V151H86ZM127 151H125V153H126ZM191 152H192V150H191ZM208 152V151H207ZM207 152H205L203 155L204 156H208L207 154ZM230 152V153H229ZM235 152V153H234ZM243 152H245V150L243 151ZM258 152V151H257ZM262 152H264V151H262ZM45 153V154H44ZM49 155V153L50 154H52V155H50V156H48L47 154ZM67 153H69V154H67ZM74 153V154H73ZM92 153V152H91ZM133 153V154H132ZM159 153V154H160ZM172 153V152H171ZM170 153V154H171ZM210 153V152H209ZM250 153H252V152H250ZM37 155V156H35V155ZM38 154H41L40 156H42L41 158H43V159H45L46 160V158H45V156L44 155H47L46 157H49L48 159H51V160H48L47 159V161H40L42 164V166L43 165H46V168H43L42 166L41 167H39V169H38V166H40V163H39V160H38V158L37 157H40V156H38ZM84 154H85V152H84ZM84 154L82 155V157H84ZM93 154V153H92ZM100 154V155H99ZM128 153H126V155H127ZM186 154V153H185ZM185 154H181L182 155V157L185 155ZM189 154V153H188ZM200 154V153H199ZM213 154H214V152H213ZM229 154V155H228ZM238 154H239V152H238ZM18 155V157H16V156ZM61 155V157H59ZM131 155V156H130ZM133 155H135V156H133ZM168 156H169V154H167ZM190 155H192V153L190 154ZM210 155V154H209ZM214 155H216V153L214 154ZM255 155V154H254ZM71 156H74V157H71ZM89 156H90V154H89ZM124 156V155H123ZM155 156V155H154ZM180 156V155H179ZM186 156V155H185ZM211 156V155H210ZM210 156H209V158H210ZM250 156V155H249ZM256 156H257V154H256ZM63 157V158H62ZM66 157V158H65ZM87 157H88V155H87ZM85 157L86 159H88L89 161H90V157ZM122 157V156H121ZM125 157V156H124ZM123 157V158H124ZM153 157V158H152ZM174 157V156H173ZM181 157V158H182ZM195 157V156H194ZM228 157V158H227ZM41 158H40V160H41ZM85 158H84V160H85ZM140 158V157H139ZM165 159L166 160V158L163 156L162 157V159ZM175 158V157H174ZM179 158V157H178ZM197 158V157H196ZM215 158V157H214ZM219 158V159H220ZM227 158V159H226ZM232 158H234V156H232ZM236 158H234V159H236ZM247 158V157H246ZM257 158H259L258 156H257ZM256 158V159H257ZM263 158V157H262ZM14 159V160H13ZM33 159V161H35L34 159H37V161L38 162H35V164L36 165H34L35 166V168H34V166L32 165L33 163H31V160ZM42 159V160H43ZM149 159V160H150ZM156 159H158V158H156ZM155 159V160H156ZM200 159V155H199V158L197 159V160H199ZM242 159V158H241ZM241 159H239V160H241ZM244 159V158H243ZM248 159V158H247ZM250 159H251V157H250ZM252 159H253V157H252ZM264 159V158H263ZM88 160H87V162H88ZM148 160V159H147ZM154 160V159H153ZM189 160V159H188ZM196 160V162H198ZM201 160V159H200ZM230 160H233V159H230ZM239 160H236V161H239ZM246 160V159H245ZM254 160H255V158H254ZM260 163H262V161H261V159H257ZM12 161H13V163H14V161H15V163L13 164L12 163ZM57 161V160H56ZM56 161H53V163H55ZM86 161V160H85ZM137 161V162H136ZM164 161V160H163ZM173 161V160H172ZM187 161V160H186ZM202 161V160H201ZM211 161H212V159H211ZM235 160H234V162L237 164V162H236ZM57 162H59V161H57ZM84 161L82 160V163H83ZM94 162V159L92 158V163ZM148 162V161H147ZM146 162V160L144 161V166L147 168H144V169H146V170H150L151 172H152V170H155V168H152L148 163ZM176 162V161H175ZM174 162V163H175ZM190 162V161H189ZM188 162V163H189ZM192 162V164H193V161H191ZM194 162H195V160H194ZM200 162V161H199ZM204 162V161H203ZM206 162V161H205ZM210 162V161H209ZM228 162H231V161H228ZM233 162V163H234ZM242 162V161H241ZM246 162H248V161H246ZM250 162H252V161H249V163ZM263 162H264V160H263ZM78 163V164H77ZM82 163H80L81 165H80V168H77V167H75L76 168V170H77V172L74 170V168H73V171H71V168L73 167V166H71V167H66V168H70L69 169V171L70 172H72V174H73V176L75 177H70V173H69V171H66L67 169L65 168V167H63L64 169L63 170H65V172H68L69 174H66V176L68 175L69 177H70V179H68V180H73L74 182H77V183H74L72 180V183H74V184H71V187H72V189H73V187H74V189L75 190H73L72 191V189L71 190H69V191H71L70 193H71V196H72V194H75V192H76V184H78L79 182L77 181V180H79V179H77V177H80L79 176V172H80V169L82 168ZM127 163H129V162H127ZM182 163V162H181ZM186 163V162H185ZM211 163V162H210ZM213 163V162H212ZM233 163H231V165L233 164ZM254 163V162H253ZM67 164V165H68ZM84 164V163H83ZM86 164V163H85ZM89 164V163H88ZM93 164H95V162L93 163ZM130 164V163H129ZM156 164H157V162H156ZM171 164V163H170ZM169 164V165H170ZM194 164H196V163H194ZM194 164H193V166L191 165V167H195L194 166ZM202 164V163H201ZM205 164V166H206V168H204V170L205 169H211L212 168V166H211V168H207V165L209 164V163H204ZM248 164V163H247ZM251 164V163H250ZM255 164V163H254ZM254 164H252V165H254ZM51 166L52 165V162H51V164L49 163L48 164V166ZM62 165V164H61ZM66 165V166H67ZM92 165V164H91ZM130 165H132V164H130ZM151 165H153V164H151ZM154 165H155V162H154ZM177 165V164H176ZM178 165H179V163H178ZM184 165V164H183ZM185 165H189L190 166V164H185ZM197 165L199 166L200 164H198L197 163ZM219 165H221V164H218V166ZM238 165H239V163H238ZM258 165V163L257 164H255V166H257ZM264 165V164H263ZM28 166V167H27ZM37 166V167H36ZM64 166V165H63ZM86 166H87V164H86ZM89 166V165H88ZM87 166V167H88ZM94 166V165H93ZM92 166V167H93ZM188 166V167H189ZM243 166H245V165H243ZM249 166V165H248ZM259 166V165H258ZM19 167V168H18ZM20 167H22V168H24V169H22V168H20ZM34 169H32V168ZM87 167H86V169H87ZM96 167V166H95ZM129 167V169H126L127 170V173H126V175L124 174V176H125V180H127L129 177H131L132 175H134L135 174V171H134V169H137V168H130V166H128ZM170 167V166H169ZM213 167H215V166H213ZM225 167L227 168V166L225 165ZM232 167H233V165H232ZM261 167H262V164H261ZM261 167H259V168H261ZM41 168H43V169H41ZM85 168V167H84ZM97 168V167H96ZM168 168V167H167ZM166 168V169H167ZM178 168V167H177ZM184 168H186V167H184ZM245 168V167H244ZM254 169H255V167H253ZM253 168H251V169H253ZM16 169H18V170H22V171H20V173H19V171H17ZM31 169L33 170V171H31ZM41 169V170H40ZM45 169V170H44ZM83 169V168H82ZM89 169V168H88ZM93 169V168H92ZM158 169V168H157ZM161 169V168H160ZM159 169V170H160ZM175 169V168H174ZM188 170H189V168H187ZM216 169V168H215ZM225 169V168H224ZM228 169V168H227ZM226 169V170H227ZM233 169H235V167H233ZM232 169V170H233ZM237 169V168H236ZM235 169V171H237ZM239 169H241V168H239ZM30 170V171H29ZM37 170H39V171H37ZM44 170V171H43ZM90 170H91V168H90ZM89 170V171H90ZM97 170V169H96ZM170 170V169H169ZM169 170H167V172L169 171ZM182 170H184L183 169V167H182ZM214 170V169H213ZM257 170H259L258 168H257ZM16 173H15V172ZM25 171V172H24ZM27 171H28V173L30 172H32L31 174L29 173V175L27 174ZM34 171H37V173L38 172H40V171H43V172H40V174L41 173H43L42 174V176L41 175H39L38 176V174L36 175L35 174V172ZM47 171V170H46ZM49 171H51V170H48V172ZM144 171V170H143ZM142 171V172H143ZM161 171H164V170H161ZM244 171V172H243ZM243 171L241 172V173H238V176H242V174H244L245 173V170L243 169ZM252 171L253 170H251V173H252ZM4 172V173H3ZM14 172V174H12ZM82 172H85L84 170L82 171ZM138 172V171H137ZM156 172V171H155ZM166 172V173H167ZM178 172V171H177ZM188 172H190V170L188 171ZM191 172H192V170H191ZM190 172V173H191ZM196 172H199V170H196ZM208 172H210V174L212 173V169H211V171H207V173ZM227 172V171H226ZM257 172V171H256ZM22 174L23 173V175H24V173H26L25 175H26V177H25V175L23 176L24 178H28L27 176H29L30 178L31 177H33V179L31 178V181H30V179L28 178V180L27 179H25L26 181H24L23 179V177H21L22 179H20L19 178V181L20 182H17V183H22L20 186H18L17 184H15L16 182H14V181H16V180H14V179H16L17 177H20L21 175H19V174ZM78 173V174H77ZM89 173V172H88ZM157 173V172H156ZM163 173V172H162ZM190 173H189V176H190ZM200 173H202L201 172V170H200V172L198 173V174H200ZM204 173V172H203ZM232 173H233V171H232ZM254 171H253V175H254ZM258 173V172H257ZM6 174H8V176L6 175ZM11 174V175H10ZM35 174V175H34ZM75 174V175H74ZM84 174V173H83ZM86 174V173H85ZM90 174V173H89ZM147 174H150V172L148 173L147 172ZM155 174V173H154ZM169 174H171V173H169ZM173 174V173H172ZM181 174V173H180ZM183 174V173H182ZM187 174V173H186ZM192 174V176H188V178L189 179H187V182L188 181H190L191 179V177L193 178V173H191ZM216 174V173H215ZM234 174V173H233ZM240 174V175H239ZM246 174H247V169H246ZM263 174L264 173H262L261 175L263 176ZM12 175H14V178L12 177ZM17 175V176H16ZM19 175V176H18ZM82 175V174H81ZM88 175V174H87ZM94 174H92V177H94L93 176ZM162 175V174H161ZM168 175V174H167ZM174 175V174H173ZM179 175V174H178ZM188 175V174H187ZM207 174L205 173V176H206ZM217 175V174H216ZM226 175V174H225ZM229 175V174H228ZM232 175V174H231ZM245 175V174H244ZM242 176L241 178H238V176L236 175V178H234V179H239V180H243L244 178L243 177H245V176ZM252 175V174H251ZM15 176H16V178H15ZM34 176H38L37 178L35 177L34 178ZM45 176V175H44ZM67 176V177H68ZM101 176V177H102ZM103 176V177H104ZM121 176H122V174H121ZM140 176H143L142 174L140 175ZM148 176V175H147ZM158 176H159V173H158ZM163 176V175H162ZM169 176V175H168ZM176 176V175H175ZM208 176V175H207ZM212 176V175H211ZM214 176V175H213ZM212 176V177H213ZM248 176V175H247ZM10 177L13 179H10ZM68 177V178H69ZM96 177H97V175H96ZM98 177H99V175H98ZM101 177H99L100 179H101ZM133 177V176H132ZM154 177H155V175H154ZM161 177V176H160ZM160 177H158L159 179H160ZM167 177V176H166ZM172 176H170V178H171ZM177 177V176H176ZM200 177V176H199ZM202 177V176H201ZM201 177H200V179H201ZM211 177V178H212ZM234 177V176H233ZM256 177V176H255ZM254 176L252 177V179H250V180H255L254 178H255ZM257 177H258V175H257ZM45 177H43V179H44ZM89 178V177H88ZM95 178V177H94ZM152 178H153V174H152V177H151V180H152ZM164 178V177H163ZM182 178V177H181ZM180 178V179H181ZM196 178H198V177H196ZM209 178V177H208ZM207 178V180L206 179H204V177L202 178V179H204V180H206V181H202V179H201V181L199 180V179H197V180H199L200 181V183L201 182H203V184H202V186H200L199 185V183H196V184H198L197 186L198 187H200L198 190L196 189V187L197 186H195V188H190V186L187 184V182H185V183H183L184 185L186 184V185H188V186H184V185H181V183H180V179H179V183H180V185H181V190H182V192H179L180 194L179 195H181V194H184V196H182V197H185V196H187V195H185V193H183V191L185 192L186 191V194H188L187 193V190L189 191V195L190 194H192V193H190L191 191L194 193V191L195 190H197V194H200L199 193V191L200 190H205V188H203V186L204 185H208L207 183H209L210 182V180ZM210 178V179H211ZM224 178V177H223ZM250 178V177H249ZM11 181H10V180ZM43 179L42 180H40V181H43ZM77 179V180H76ZM84 179H85V176H84ZM83 179V180H84ZM112 179V180H111ZM130 179V178H129ZM150 179V178H149ZM214 179L215 180H217V178H215V176H214ZM232 179V178H231ZM233 179V180H234ZM262 179H264V178H262ZM45 180V179H44ZM68 180H67V183H68ZM102 180L104 181V179L102 178ZM122 180V179H121ZM134 180H136V179H134ZM151 180H149V181H151ZM161 180V179H160ZM159 180V181H160ZM165 180H167V179H165ZM174 180H175V178H174ZM183 180V179H182ZM195 180V179H194ZM193 180V182L194 183H192V184H195V182L197 181H194ZM208 180H209V182H208ZM245 180H247L246 178L244 179V181ZM256 180H258V179H256ZM14 182V184H13V182ZM17 181H18V178H17ZM23 181V182H22ZM34 181V180H33ZM46 181V180H45ZM49 181H51V180H49ZM49 181H47V182H49ZM91 181L93 182L94 180L91 178ZM119 181V180H118ZM142 181V180H141ZM158 181V180H157ZM172 181V180H171ZM176 181V180H175ZM178 181V180H177ZM176 181V182H177ZM227 181V180H226ZM237 181V180H236ZM251 181V182H252ZM25 182V183H24ZM52 182H54V181H51V182H49V183H51L50 185L51 186H53V183ZM92 182H89V183H92ZM95 182V181H94ZM105 182V181H104ZM123 182V181H122ZM134 182V181H133ZM153 182H154V180H153ZM163 182H164V180H163ZM198 182V181H197ZM231 182V181H230ZM247 182V181H246ZM250 182V181H249ZM253 182H255V181H253ZM27 183V184H26ZM34 183V182H33ZM88 183V184H89ZM96 183V182H95ZM120 183H121V181H120ZM119 183V184H120ZM126 183H127V181H126ZM147 183V182H146ZM150 183V182H149ZM162 183V182H161ZM173 183H174V181H173ZM205 183V184H204ZM228 183V182H227ZM29 184V185H28ZM32 184V183H31ZM36 184V183H35ZM44 184H46V183H43V186H44ZM61 184H62V182H61ZM70 184V183H69ZM98 184V183H97ZM100 184V183H99ZM124 184V183H123ZM134 184H135V182H134ZM141 184H143L142 182H141ZM156 184V183H155ZM164 184H166V186H163V185H160L159 187H161V186H163V187H167V185H168V183H164ZM175 184V183H174ZM190 184V183H189ZM216 184V183H215ZM214 184V185H215ZM225 184V183H224ZM230 183H228L227 185H229ZM233 184H234V182H233ZM250 184V183H249ZM253 184V183H252ZM18 186V188H19V190H15V189H18L17 188V186ZM24 185L26 186V185H28V186H30V190H32V193L31 194H36V195H38V196H42V194H44L43 196H44V198L46 199V200H49L48 202H46L45 203V199L43 198V196H42V198H43V200H42V198L41 197H39L40 199H41V201H42V203H41V201L39 200V198L34 194V195H30L29 196V191H28V193L26 194L25 193V195H28V197H25L24 196V198L26 199H29V200H31V201H29V200H25L24 198L22 199V203H23V201H24V204H25V202L27 203V204H25V205H27V207H25L24 206V204H22V209H24L25 211H27V210H30V209H34V207L36 208V210L38 209V208H40V209H38L37 210V212H35L36 210H33V211H31V213H30V211H29V213L28 214H30V215H26V214H24L25 213V211H24V213H20V211L21 212H23V210H18L17 211V208L18 207H16V205H17V202L19 203V201H18V198L19 197H21V195H22V190H21V188L24 190ZM41 185V184H40ZM49 185V184H48ZM79 185V184H78ZM86 185V184H85ZM91 185V184H90ZM89 185V186H90ZM111 185V184H110ZM115 185H116V183H115ZM132 185V184H131ZM209 185H210V183H209ZM212 185V184H211ZM218 185V184H217ZM226 185V186H227ZM241 185V184H240ZM244 185V184H243ZM251 185V184H250ZM15 186H16V188H15ZM27 186V187H28ZM35 186V185H34ZM47 186V185H46ZM76 186V187H75ZM92 186H94L93 184H92ZM101 186V185H100ZM106 186H107V184H106ZM116 186H119L118 184L116 185ZM135 186V185H134ZM151 186V185H150ZM169 186V185H168ZM177 186V185H176ZM182 186H184V187H187V190H186V188H184V187H182ZM206 186H204V187H206ZM220 186V185H219ZM230 186V185H229ZM231 186H232V183H231ZM50 187V186H49ZM64 187H66V185L64 186ZM91 187V186H90ZM95 187V186H94ZM97 187V186H96ZM128 187H129V185H128ZM178 187V186H177ZM192 187H194V186H192ZM201 187H202V189H201ZM222 187V186H221ZM245 187H247V186H245ZM251 187V186H250ZM13 188H15V189H13ZM45 188V187H44ZM43 187H42V189H44ZM67 188H68V185H67ZM93 188V187H92ZM122 188H124V187H122ZM168 188V187H167ZM166 188V189H167ZM172 188V187H171ZM185 189V190H183V189ZM215 188V187H214ZM11 189V190H10ZM38 189H39V187H38ZM41 189V188H40ZM49 189V188H48ZM52 189V188H51ZM54 189V188H53ZM61 189H63V188H61ZM79 189V188H78ZM106 189H108L107 187L106 188H104V189H102V190H105L106 191ZM135 189V188H134ZM145 189H146V185H145ZM158 189H160V188H158ZM161 189H163V193H164V188H161ZM178 189V188H177ZM190 189H191V191H190ZM192 189H195V190H192ZM227 189H230V188H227ZM261 189V188H260ZM260 189H259V191H260ZM10 192H9V191ZM50 190V189H49ZM111 190V189H110ZM171 190V189H170ZM170 190H169V192H170ZM180 190V191H181ZM203 190L202 191H200L201 193L203 192ZM16 191H18L17 192V196L15 195L16 193H14V192H16ZM25 191H27V189L25 188ZM40 191V190H39ZM68 190H67V193L69 192ZM89 191H90V189H89ZM97 191H99V190H97ZM162 191V190H161ZM160 191V192H161ZM167 191H168V189H167ZM176 190L174 189V192H175ZM231 191V190H230ZM252 191V190H251ZM11 192H13V193H11ZM21 192V193H20ZM37 192V193H36ZM41 192V191H40ZM52 192V191H51ZM54 192V191H53ZM229 191H227V193H228ZM241 192H242V190H241ZM264 192V191H263ZM3 193V194H2ZM10 193H11V195L12 194H14V196H13V198H15V196H16V200H17V202H16V200H13L12 201V197H10L11 195H10ZM55 193V192H54ZM61 193H63V192H61ZM65 193V192H64ZM63 193V196H62V198L63 197H65V198H63L62 200H64V199H66V201L64 202V203H66L67 202V196L69 195V197H70V193L69 194H64ZM100 193V192H99ZM120 193H122V192H120ZM145 193V192H144ZM144 193H142V190H141V186H140V190H138V192H137V196H138V198L140 199V200H145L146 201V198H144ZM249 193H251V192H249ZM21 194V195H20ZM47 196H46V195ZM78 194V193H77ZM80 194V193H79ZM94 194H95V190H94ZM97 194V193H96ZM107 194H108V192H107ZM161 194H162V192H161ZM166 194H168V192L166 193ZM172 196H171V195ZM4 195H6V196H4ZM19 195V196H18ZM48 195H50L49 196V198H47L48 197ZM65 195V196H64ZM88 195V194H87ZM106 195V194H105ZM115 195V194H114ZM131 195H133V194H131L130 193V195H127V197H125V196H122V194H121V198L123 197L124 199H122V200H124V201H126L127 199H129L130 197H131ZM147 196H148V194H146ZM168 195L170 196V198L168 197ZM166 197H167V199H169V201L172 203H170L169 201H168V203H170L171 204V206H173V204H174V202H175V200L178 202V204L177 203H175L176 205H174V206H176L175 208H177V206H181L182 205V203L181 204H179V200L181 201L182 199L181 198H179L180 196L179 195H175L174 193H169ZM187 196L188 198L190 197V196ZM194 195H196L195 193H194ZM194 195H192V196H194ZM203 195V194H202ZM9 196V197H8ZM37 198H36V197ZM46 196V197H45ZM81 196H83V195H81ZM86 196V195H85ZM90 196V195H89ZM152 197H153V195H151ZM178 196V197H177ZM197 196V195H196ZM6 199H5V198ZM30 197V198H29ZM73 197V196H72ZM71 197V198H72ZM88 197V196H87ZM108 197V196H107ZM110 197V196H109ZM118 197H119V195H118ZM133 197V196H132ZM161 197V198H160ZM159 197V199H160V204H162L161 203V201H162V197H164V196H160ZM173 197V198H172ZM198 197V196H197ZM211 197H212V195H211ZM214 197H215V195H214ZM213 197V198H214ZM9 198H12L11 200L9 199ZM34 198V199H33ZM51 198H52V200H51ZM55 198V199H54ZM71 198H68V199H71ZM74 198V197H73ZM83 198V200L84 199H86L87 200V198H85L84 196L83 197H81V199ZM92 198V197H91ZM90 198V199H91ZM106 198V197H105ZM120 198V199H121ZM127 198V199H126ZM148 198V197H147ZM202 198H209L208 196H204V197H202ZM227 198V197H226ZM226 198L224 199L225 200V202H226ZM243 198V197H242ZM241 198V199H242ZM3 199H5L6 201H4ZM7 199H8V202L10 203V204H12V206L11 205H9V203H7ZM20 199V198H19ZM36 199V200H35ZM77 199V198H76ZM80 199V198H79ZM80 199V200H81ZM95 199H96V197H95ZM112 199V198H111ZM126 199V200H125ZM172 199V200H171ZM211 199V198H210ZM251 199V198H250ZM33 200V201H32ZM38 200V201H37ZM51 200V201H50ZM56 200H57V202H56ZM75 200V199H74ZM79 200V201H80ZM107 200H110V199H108L107 198ZM106 200V202H105V204H109V203H111L110 201H107ZM140 200H138V201H140ZM187 200V199H186ZM198 200V199H197ZM200 200V199H199ZM203 200V199H202ZM205 200V199H204ZM203 200V201H204ZM208 200V199H207ZM13 202V203H11V202ZM38 203V202H40L41 204H39V205H37V206H32V204H36V202ZM44 201V202H43ZM78 201V200H77ZM76 201V202H77ZM78 201V202H79ZM85 201V200H84ZM98 201V200H97ZM100 201V200H99ZM104 201V200H103ZM117 201V200H116ZM144 201V202H145ZM174 201V202H173ZM209 201V200H208ZM208 201H206V202H208ZM250 201V200H249ZM16 202V203H15ZM21 202V201H20ZM34 202V203H33ZM61 201H59V203H60ZM62 202V203H63ZM68 202L69 203H71V204H73L74 202L73 201H70V200H68ZM82 202V201H81ZM87 202H89V199H88V201ZM91 202H93L94 203V201H91ZM107 202H109V203H107ZM143 202V201H142ZM143 202V203H144ZM185 202V201H184ZM243 202L244 201H242V204H243ZM246 202V201H245ZM248 202V201H247ZM14 203H15V205H14ZM30 203H32V204H30ZM44 203H45V205H44ZM83 203H85V202H83ZM82 203V204H83ZM92 203V204H93ZM99 203V202H98ZM117 203V202H116ZM139 203V202H138ZM143 203H142V206H143ZM146 203V202H145ZM167 203V204H168ZM186 203V202H185ZM199 203V207H198V210L200 209V210H202L201 208V205H200V202H198ZM231 203V202H230ZM252 203V202H251ZM7 204H8V207H6L7 206ZM28 204L30 205V206H28ZM119 204V203H118ZM170 204H168V206L166 207V209L168 208V207H170L169 205ZM187 204V203H186ZM189 204V203H188ZM187 204V205H188ZM208 204V203H207ZM207 204H205V205H207ZM229 204V203H228ZM19 206H20V204H18ZM17 205V206H18ZM57 205H59V204H57ZM61 205H63V204H61ZM68 205V204H67ZM81 205V204H80ZM90 205V204H89ZM99 205H100V203H99ZM129 205V204H128ZM132 205V204H131ZM148 205H149V203H148ZM183 205H185V204H183ZM189 205H192V204H189ZM194 205V204H193ZM192 205V206H193ZM204 205V206H205ZM209 205H211V204H209ZM226 205V204H225ZM244 205V204H243ZM249 205H251V204H249ZM247 203L244 205V206H247V208H248V206H249ZM1 206L3 207L2 209L4 210V212H2L1 210ZM10 206V207H9ZM14 206V207H13ZM31 206L33 207V208H31ZM41 206V207H40ZM44 208H43V207ZM54 206V205H53ZM60 206V205H59ZM66 206V205H65ZM86 206H88V205H85V210L83 211V210H80L81 212L83 211V215H85V211H86ZM93 206H94V204H93ZM95 206H96V204H95ZM104 206V205H103ZM102 206V207H103ZM107 206H109V205H107ZM110 206H111V204H110ZM109 206V207H110ZM120 206V205H119ZM133 206H135L134 204L132 205V207ZM145 206V205H144ZM203 206V205H202ZM243 206V207H244ZM16 207V208H15ZM50 207H52V206H50ZM63 207V206H62ZM78 207V206H77ZM80 207V206H79ZM83 207V206H82ZM91 207H92V205H91ZM126 207H128V206H126ZM124 208V209H128L129 210V208ZM130 207V206H129ZM149 207V206H148ZM161 207H163V206H161ZM187 207V206H186ZM193 207H195V206H193ZM192 207V208H193ZM206 207V206H205ZM207 207H208V205H207ZM211 207V206H210ZM8 208V209H7ZM12 208V209H11ZM13 208L15 209V211L13 210ZM28 208H30V209H28ZM42 208V209H41ZM45 208V209H46ZM55 208V207H54ZM56 208L57 209H59L58 208V206H56ZM60 208H61V206H60ZM88 208H89V206H88ZM95 208V207H94ZM97 208V207H96ZM101 208V207H100ZM104 208H105V206H104ZM103 208V209H104ZM111 208V207H110ZM143 208V207H142ZM147 208V207H146ZM172 208V207H171ZM11 209V210H10ZM51 209H53V208H51ZM50 208L48 209L49 210V212H50V210H51ZM63 209V208H62ZM106 209V208H105ZM132 210H133V208H131ZM170 209V208H169ZM178 209V208H177ZM180 209V208H179ZM178 209V210H179ZM181 209H183V208H181ZM206 209V208H205ZM208 209H209V207H208ZM210 209H212V208H210ZM210 209H209V211H210ZM5 210L7 211V210H9V212L7 211V213L5 212ZM14 211V212H16L17 211V213H19V214H17V213H14L13 212V215H12V213H11V211ZM47 210V209H46ZM46 210H45V212H46ZM60 210V209H59ZM79 210V209H78ZM100 210V212L101 211H103L102 210V208L101 209H99ZM134 210H138V209H134ZM158 210V209H157ZM161 210V211H160ZM162 210L163 209H159V211L160 212H162ZM173 210V209H172ZM197 210V211H198ZM199 210V211H200ZM264 210V209H263ZM58 210H56V212H57ZM77 211V210H76ZM87 211H88V209H87ZM87 211H86V213H87ZM91 212H92V210H90ZM122 211V212H121ZM120 212L122 213V214H124L125 212H130V211H125V210H121ZM123 211H124V213H123ZM142 211H143V209H142ZM175 211V210H174ZM208 211V212H209ZM231 211V210H230ZM55 212V213H56ZM94 212V211H93ZM98 212V211H97ZM108 213L110 212V216H111V214H114V212H111V211H107ZM107 212H105L104 214H102V215H107ZM135 212V211H134ZM139 212V211H138ZM166 212V210L164 211V213ZM168 212H170V211H168ZM167 212V213H168ZM176 212H177V210H176ZM180 213H181V211H179ZM207 212V213H208ZM11 213V215H12V217L9 215ZM74 213V211H72V214ZM78 213H79V211H78ZM180 213H178V214H180ZM186 212H184V214H185ZM189 213V212H188ZM197 213V214H196ZM195 213V209H194V214L197 216L199 213H200V216H201V214L204 216V212H196ZM206 213V212H205ZM206 213V214H207ZM4 214H6L5 215V217H4ZM14 214H16V215H14ZM23 214V216H21V215ZM52 214V213H51ZM75 214V213H74ZM73 214V215H74ZM100 214V213H99ZM122 214H120V215H122ZM157 214V213H156ZM159 214V213H158ZM193 214V215H194ZM211 214V213H210ZM249 214V213H248ZM8 215H9V217H8ZM26 215V216H25ZM69 215V214H68ZM70 215H71V213H70ZM73 215H71V216H73ZM76 215H78L77 213H76ZM81 215V214H80ZM82 215V218L84 217ZM97 215V214H96ZM95 215V216H96ZM119 215V216H120ZM125 215V214H124ZM211 215H213V217H215L214 216V214H211ZM21 216V217H20ZM25 216V217H24ZM89 216V215H88ZM109 216V217H110ZM113 216V215H112ZM128 216H130V215H128ZM165 216H167V214L165 213ZM169 216H171V215H169ZM199 215H198V217L199 218H201ZM207 216V215H206ZM205 216V217H206ZM0 217V221H2V218ZM7 217V218H6ZM11 217V218H10ZM55 217V216H54ZM81 217V216H80ZM79 217V218H80ZM86 217H87V215H86ZM86 217H84L83 219L81 218V222H85V218ZM94 217V216H93ZM127 217V216H126ZM132 217V216H131ZM173 217V216H172ZM186 217H187V215H186ZM232 218L234 217V215H232L231 216ZM231 217L229 218V220L231 219ZM8 218L10 219V221H12L13 220V222H8ZM17 218H18V220H17ZM20 218V219H19ZM21 218H23V220L21 219ZM51 218H53V217H51ZM56 218V217H55ZM58 218V217H57ZM59 218H60V216H59ZM105 218L106 217H104V219H102V221L104 220L105 221ZM122 218V217H121ZM129 218V217H128ZM127 218V219H128ZM143 218V217H142ZM208 218V217H207ZM211 218V217H210ZM227 218V219H228ZM5 219H7L6 221H7V223H6V221H5ZM15 219V220H14ZM50 218H48V220H49ZM87 219H90L91 220V218H87ZM100 219V220H101ZM107 219H108V217H107ZM106 219V220H107ZM120 219V218H119ZM144 219V218H143ZM147 219V218H146ZM165 219H167V218H165ZM192 219H193V217H192ZM195 219V218H194ZM197 219V218H196ZM243 219V218H242ZM241 218H240V221L242 220ZM21 220V222L22 223H20L19 221ZM57 220H59V219H57ZM109 220H111L110 218H109ZM187 220V219H186ZM200 220V219H199ZM207 220V219H206ZM209 220V219H208ZM215 220H217V218H215ZM40 221H42V220H40ZM61 221V220H60ZM62 221H63V219H62ZM72 221V220H71ZM70 221V222H71ZM88 222H89V220H87ZM87 221H86V223H87ZM102 221H100V223L102 222ZM111 221H113V220H111ZM124 222H126L125 220H123ZM166 221H168V220H166ZM188 221V223H189V220H187ZM202 221V220H201ZM230 221H232V219L230 220ZM243 221V220H242ZM17 222V223H16ZM25 222V223H26ZM29 222V223H30ZM57 222V221H56ZM69 222V223H70ZM97 222H99V220L97 221ZM108 222V221H107ZM107 222H105V224L107 223ZM124 222L122 223L123 224V226H124ZM165 222V221H164ZM178 222V221H177ZM212 222H213V220H212ZM216 222V221H215ZM12 223V224H11ZM14 223H15V225H14ZM41 223V222H40ZM45 223H47L46 221H45ZM54 223V222H53ZM60 223V222H59ZM66 223V222H65ZM68 223V222H67ZM90 223H93L92 221L90 222ZM95 221H94V226H95ZM112 223V222H111ZM115 223H117L116 221H115ZM114 223V224H115ZM119 223V222H118ZM152 223H153V221H152ZM199 223H200V221H199ZM217 223V222H216ZM215 223V224H216ZM242 222H240V224H241ZM18 226H17V225ZM37 224V223H36ZM55 224V223H54ZM58 224V223H57ZM87 224H89V223H87ZM103 224V223H102ZM121 224V223H120ZM129 224V223H128ZM127 224V225H128ZM34 225V224H33ZM33 225H31L30 224V226H33ZM38 225V224H37ZM56 225V224H55ZM59 225V224H58ZM62 225L63 224H60V226L62 227ZM70 225H72V224H70ZM83 225V223L81 224V226ZM93 225V224H92ZM104 225V224H103ZM107 225V224H106ZM117 225V224H116ZM147 225V224H146ZM177 225V224H176ZM182 225H183V223H182ZM209 225V224H208ZM17 226V227H16ZM29 226V227H30ZM40 226H42V225H40ZM44 226V225H43ZM51 226H54V225H52L51 224ZM50 226V227H51ZM73 226H75V223H74V225ZM73 226H72V230L71 231H75L76 229L75 228H73ZM79 226H80V224H79ZM107 226H109V227H104V228H108L107 229V231L106 232H110V233H108L109 235L108 236H106V238H110V235H111V231H110V229H111V225L110 224H108ZM121 226V225H120ZM119 226V227H120ZM122 226V227H123ZM125 226H126V223H125ZM200 226V225H199ZM24 227H26V226H24ZM48 227V226H47ZM56 227V226H55ZM71 227V226H70ZM83 227H85V226H83ZM88 227V226H87ZM95 227H99L100 228V226H95ZM103 227L101 228V230H102V232H104L103 231ZM141 227V226H140ZM179 227V226H178ZM198 227V226H197ZM208 227H210V226H208ZM214 228L216 227V225L215 226H213ZM213 227H212V229H213ZM259 227V226H258ZM26 228H28V226L26 227ZM26 228L24 229V230H26ZM33 228V227H32ZM76 228H77V230H78V227L76 226ZM86 228V227H85ZM91 228H93V227H91ZM98 228V229H99ZM110 228V229H109ZM116 228H118L117 226H116ZM129 228V227H128ZM165 228H167V227H165ZM165 228H163V229H165ZM242 228V227H241ZM248 228H249V226H248ZM21 229H23V227H21ZM20 229V230H21ZM43 229V228H42ZM45 229V228H44ZM54 229H56V228H53L52 227V229H49L48 231L49 232H51V231H53ZM74 229V230H73ZM122 229V228H121ZM168 229V228H167ZM207 229V228H206ZM1 230H3V231H1ZM19 229H18V233L20 234L21 232H22V230L20 231ZM23 230V231H24ZM34 230H36V228L34 229ZM34 230H32V231H34ZM38 230V229H37ZM40 230V229H39ZM46 230V229H45ZM45 230L43 231V232H45ZM51 230V231H50ZM59 230V229H58ZM81 230H84V228H82L81 227ZM86 232H84L83 231V234H86L85 236H84V241L87 243V244H89L90 245V243H88L89 241H86L85 239H86V237H88L90 234H87V232H88V228H86ZM96 230V229H95ZM105 230V229H104ZM109 230V231H108ZM114 230V229H113ZM117 230V229H116ZM136 230V229H135ZM158 229H156L155 231H157ZM166 230V229H165ZM165 230H164V232H165ZM209 230V229H208ZM255 230V229H254ZM15 231V232H16ZM42 231V230H41ZM40 231V232H41ZM47 231V230H46ZM70 231V232H71ZM79 231V230H78ZM91 231H92V229H91ZM98 231V230H97ZM121 231H123V229L121 230ZM126 231V230H125ZM152 231V230H151ZM159 231H161V230H159ZM178 231V230H177ZM249 232L247 233V234H249L250 233V230H248ZM16 232V233H17ZM28 232H30V231H28ZM39 232V233H40ZM42 232V233H43ZM55 232V231H54ZM69 232V233H70ZM77 232V231H76ZM82 232V231H81ZM93 232H94V228H93ZM114 232V231H113ZM163 232V231H162ZM164 232H163V234H161L160 232V234L161 235H165L164 234ZM166 232H167V230H166ZM176 232V231H175ZM206 232H207V230H206ZM206 232H205V234H206ZM210 232V231H209ZM243 232V231H242ZM3 233H1V234H3ZM16 233H14V234H16ZM37 233V232H36ZM39 233H38V235H39ZM58 233V232H57ZM67 234V235H65L66 237L68 236V235H70V234ZM72 233V232H71ZM75 233V232H74ZM90 233V232H89ZM134 233V232H133ZM133 233H132V235H131V238H132V241H135L134 239L136 238V236H138V234L136 235V234H134L133 235ZM148 233V232H147ZM151 233V232H150ZM149 233V234H150ZM157 233V232H156ZM190 234L192 233V232H189ZM204 233V232H203ZM211 233H213L212 232V230H211V232L209 233L211 236H212V234ZM216 233V232H215ZM215 233H213V235L215 234ZM253 233H254V231H253ZM253 233H252V231H251V233L248 235V237L246 236L245 237V234H246V232H245V234L244 235H242L243 237H245V238H251L252 239V236H253ZM3 234V235H4ZM6 234V235H7ZM24 234H25V232H24ZM44 234V233H43ZM43 234H42V236H43ZM47 234H49V233H46V235ZM53 234V236H54V233H52ZM101 234V233H100ZM119 234V233H118ZM123 234H125V233H123ZM189 234V235H190ZM194 234V233H193ZM201 234V233H200ZM217 234V233H216ZM216 234L214 235V236H212V240H214V241H212V244L214 243V242H217L218 240H219V237L218 238H216V239H218L217 241H215V239H213V237H217L216 236ZM251 234H252V236H251ZM2 235V236H3ZM5 235V236H6ZM11 235H13V234H11ZM18 234H16V236H17ZM22 235V234H21ZM30 235V237L33 239H31L30 237L29 238H26L27 236H29ZM32 235V233L30 234H26L24 237H22L23 239L22 240H20V238L18 239V242H13L12 243V245L9 247L10 248V250H11V252H12V254L14 253V255H12V254H10V255H6V258H5V256H0V259L2 260H0V264H27V263H23V260H24V262H28L27 260H29L28 259V257H29V255L27 254L28 253V251H29V253H30V250L32 249L33 250V248H34V250L36 251V248H38V247H40V246H38L39 245V242L41 241L42 243H43V246H44V244H46L45 242V237H41L40 235H39V237L41 238H37L36 239V236H35V234H33V236H31ZM59 235V234H58ZM77 235V234H76ZM93 235V238H91V236ZM97 235V236H96ZM102 235H103V233H102ZM172 235V234H171ZM189 235H188V238H189ZM198 233L196 234V236L194 237L193 235H190V236H193L194 238H196V237H198V236H200V235H198ZM234 235V234H233ZM14 236V235H13ZM35 236V237H34ZM50 236V235H49ZM91 236L90 237H88L89 238V240L91 239L92 241H94V240H98V239H101L100 238V236L101 235H99L98 236V234H96V232H94V233H92L91 234ZM123 236V235H122ZM125 236H129V238H130V235H125ZM125 236H124V239L126 240V238H125ZM135 236V237H134ZM159 236V235H158ZM166 236V235H165ZM178 236V235H177ZM204 236H206V235H204ZM203 236V237H204ZM211 236H208V237H211ZM251 236V237H250ZM257 236V235H256ZM255 236V237H256ZM15 237V236H14ZM20 237V236H19ZM59 237L61 238V235H59ZM65 237V238H66ZM156 237V236H155ZM175 237V236H174ZM208 237H206L205 239H207ZM241 237V236H240ZM239 237V238H240ZM255 237H254V239H255ZM259 237V236H258ZM261 237V236H260ZM3 238L5 239L6 237H4L3 236ZM10 238H11V236H10ZM34 238H35V240H34ZM44 240H43V239ZM51 238V237H50ZM54 238H55V236H54ZM58 238V237H57ZM62 238H63V236H62ZM81 238V237H80ZM103 238V237H102ZM105 238V237H104ZM123 238V237H122ZM122 238L120 237V240H122ZM128 237H127V239H129ZM130 238V239H131ZM159 238V237H158ZM157 238V239H158ZM162 238V237H161ZM200 238V237H199ZM224 238V237H223ZM231 238L233 239L234 237H232V235H231ZM237 239V238H234V240L235 239H237V240H240V239ZM244 238V239H245ZM262 238V240H264L263 239V237H261ZM260 238V239H261ZM0 239H1V237H0ZM4 239H3V241H4ZM8 239V238H7ZM12 239H13V237H12ZM11 239V241H13ZM27 239V240H26ZM76 239H78V238H76ZM144 239V238H143ZM155 239V238H154ZM201 239V238H200ZM199 239V240H200ZM221 239L222 238H220V242L222 243H224V239H222V241H221ZM231 239V240H232ZM243 239V240H244ZM20 240V241H19ZM28 240H30L29 242H26V241H28ZM37 240H39V242L37 241ZM48 240V239H47ZM79 240V239H78ZM108 240V239H107ZM188 240V239H187ZM237 240H235V241H237ZM245 240H248V239H245ZM245 240L243 241V242H245ZM259 240V239H258ZM257 240V241H258ZM262 240H260V242L262 241ZM1 242H3L2 240H0ZM10 241V242H11ZM16 241V240H15ZM37 241V243H38V245L37 244H35V242ZM44 241V242H43ZM50 241V240H49ZM72 241V240H71ZM70 241V242H71ZM105 241V240H104ZM149 240H147V242H148ZM164 241V240H163ZM192 241V240H191ZM211 241V240H210ZM242 241V240H241ZM252 243L254 242L253 241V239L252 240H250ZM250 241L248 240V242H249V244H250ZM5 242V241H4ZM8 242V241H7ZM24 242H26V243H24ZM31 242V244H32V246H31V244H30V248H29V246H28V243H30ZM33 242V243H32ZM40 242V243H41ZM77 242V241H76ZM80 242H81V240H80ZM122 242V241H121ZM128 242H130V244H132L131 243V241L129 240ZM156 242V241H155ZM188 242H190V241H188ZM188 242H187V244H188ZM195 242V241H194ZM193 241L190 243V244H192V243H194ZM203 241L201 240L200 241V243H202ZM205 242V241H204ZM208 242V241H207ZM243 242H241V244L243 243ZM101 243V242H100ZM198 243V242H197ZM235 243V242H234ZM263 243V242H262ZM261 243V244H262ZM1 244V243H0ZM6 244V243H5ZM9 244V243H8ZM27 244V245H26ZM34 244V245H33ZM59 244V243H58ZM74 244H75V241H74ZM80 244V243H79ZM98 244V243H97ZM96 244V245H97ZM102 244V243H101ZM144 244V243H143ZM204 244V243H203ZM217 244H219V242H217L216 243V245ZM236 244V243H235ZM237 244H240V242H237ZM240 244V245H241ZM244 245H245V243H243ZM242 244V245H243ZM257 244V243H256ZM255 244V245H256ZM7 245V244H6ZM24 245H26V248H25V246ZM68 245V244H67ZM76 245V244H75ZM95 245V243H94V245H91L92 247H94V246H96ZM100 244H98L97 246H99ZM126 245V244H125ZM124 245V246H125ZM135 243L132 245V247H135ZM139 245H140V243H139ZM182 245V244H181ZM195 245H197V244H195L194 243V248L196 247ZM199 245V244H198ZM205 245V244H204ZM234 245V244H233ZM240 245L238 246V249H241V251H244L245 250V246H247V244L244 246H242L241 248H240ZM3 246V245H2ZM28 246V247H27ZM142 246H144V245H142ZM156 246V245H155ZM163 246V245H162ZM178 246H180V244L178 245ZM177 246V247H178ZM201 248H202V244L201 245H199ZM198 246V247H199ZM213 246V245H212ZM218 246V245H217ZM221 245L219 244V246L218 247H220ZM235 246V245H234ZM237 246V245H236ZM254 246V245H253ZM21 247H23V249L21 250ZM32 247V248H31ZM74 248H73V251L76 249V248H78L77 246H76V248H75V246H73ZM140 248H141V246H139ZM152 247V246H151ZM177 247H174V249L175 248H177ZM184 247L187 249V247H186V245H184ZM191 247V246H190ZM211 247V246H210ZM259 247H260V243H259ZM0 248H1V246H0ZM25 248V249H24ZM79 248L80 249H85L84 247H82L81 248V246H79ZM89 248V247H88ZM128 248V247H127ZM126 248V249H127ZM193 248V247H192ZM225 248V247H224ZM224 248H222V249H224ZM237 248V247H236ZM235 248V249H236ZM247 248H249L248 246H247ZM254 249H255V247H253ZM41 249V248H40ZM125 249V248H124ZM131 249H133V248H131ZM147 249V248H146ZM151 249V248H150ZM149 249V250H150ZM152 249H154V248H152ZM222 249H220L219 248V250H222ZM243 249V250H242ZM257 249V248H256ZM5 250V249H4ZM9 250V249H8ZM9 250V251H10ZM28 250V251H27ZM31 250V251H32ZM44 250V249H43ZM95 250V249H94ZM139 250V249H138ZM144 250V249H143ZM177 250V249H176ZM182 250V249H181ZM188 250V249H187ZM187 250L185 251V249H184V251L187 253ZM195 250V249H194ZM259 250H261L260 248H259ZM264 250V249H263ZM22 251H25V254L26 255H28L27 256V258L26 259H24L25 258V256L23 257V256H21V257H23V258H21V257H19L20 259H16V258H18V256H19V254L21 253L22 254ZM34 251V252H35ZM78 251V250H77ZM80 251V250H79ZM82 251V250H81ZM89 251H91V250H89ZM88 251V252H89ZM92 251H93V249H92ZM91 251V252H92ZM110 250H108L107 251V254L108 253H110L109 252ZM122 251V250H121ZM140 251V250H139ZM164 252H165V250H163ZM173 251V250H172ZM172 251H170L169 253H170V255H171V252ZM177 251H180V250H177ZM183 251V253H185ZM200 251H201V249H200ZM203 251H205V253L203 252ZM238 250H236V252H237ZM250 251V250H249ZM249 251H248V253L247 254H249ZM34 252H31L30 254H32V256H33V254H34ZM72 252V251H71ZM90 252V253H91ZM96 253H97V249H96V251H95ZM111 252L113 253V250H111ZM120 252V251H119ZM141 252H142V250H141ZM145 252V251H144ZM168 252V251H167ZM174 252H175V250H174ZM189 252H191V251H189L188 250V253ZM192 252H193V250H192ZM192 252L191 253H189L190 254V256H188V257H192L193 256V254H192ZM199 252V251H198ZM197 252V253H198ZM202 252L204 253V254H206L207 252H206V250H202ZM201 252V253H202ZM228 252V251H227ZM240 251H238L237 252V254L239 253ZM251 252V251H250ZM255 254H256V252H255V250L253 251ZM258 252V251H257ZM260 252V251H259ZM262 252V251H261ZM1 253V252H0ZM4 253V252H3ZM5 253H7V254H9L8 252H6V250H5ZM24 253V252H23ZM43 253H45V254H47V255H49L48 257H46L47 259L49 258L50 260H52L51 258H50V254H48V253H46L45 251L43 252ZM80 253V252H79ZM78 252H77V254L79 255V256H77V257H80L81 255H83L82 253H80L79 254ZM84 253L86 254L87 252H85L84 251ZM96 253H94V255L96 254ZM140 253V252H139ZM152 253V252H151ZM158 255H160V254H162V250H161V253L159 254V252H156ZM155 253V254H156ZM166 253V252H165ZM164 253V254H165ZM183 253H182V255H183ZM185 253V254H186ZM196 253V252H195ZM194 253V254H195ZM203 253H202V255H203ZM215 253V252H214ZM252 253V252H251ZM263 253H264V251H263ZM262 253V254H263ZM24 254V255H25ZM39 254V253H38ZM42 253H40V256H42L41 255ZM56 254V253H55ZM64 254V253H63ZM84 254V256L83 257H85V256H87V255H85ZM89 254V253H88ZM91 254H93V253H91ZM113 254H115V253H113ZM112 254V255H113ZM150 254V253H149ZM154 253H152L151 255H153ZM177 253H175V255H176ZM179 254V253H178ZM178 254H177V257H179L178 256ZM208 254V253H207ZM206 254V255H207ZM255 254H254V257H256L255 256ZM5 255V254H4ZM46 255V256H47ZM59 255H60V253H59ZM58 255V256H59ZM74 255V253L72 252V256ZM111 255V254H110ZM167 255H169V254H166V256ZM181 255V254H180ZM181 255V256H182ZM209 255H210V253H209ZM212 255V254H211ZM214 256L216 255V254H213ZM250 255V254H249ZM249 255H248V264H249ZM258 256H257V258H260L259 257V254H257ZM261 255V254H260ZM264 255V254H263ZM13 256V257H12ZM35 256H36V254H35ZM39 256V255H38ZM57 256V257H58ZM62 256L63 255H60V261L62 262V261H65V263H66V260H64L63 258H62ZM64 256H66V254H64ZM70 256H71V254H70ZM72 256H71V261H73L72 263H74L75 261L72 259ZM75 256H76V254H75ZM107 256V255H106ZM172 256H174V254L173 255H171V257ZM180 256V257H181ZM183 256H185V255H183ZM199 256V255H198ZM238 255H236L235 254V258L237 257ZM53 257H55L54 259H57V260H59V258H57L56 256H53ZM66 257H69V254H67V256ZM92 259H94V257L91 255L90 256V254H89V260H87V261H90V259L91 258ZM100 257H101V255H100ZM156 257V256H155ZM196 257V256H195ZM195 257H193V258H195ZM200 257H202V256H200ZM207 257V256H206ZM216 257V256H215ZM246 257H247V255H246ZM251 257H253V256H251ZM38 258V257H37ZM46 258H44V259H46ZM88 258V257H87ZM86 258V259H87ZM165 258V257H164ZM163 258V259H164ZM234 258V259H235ZM243 258H245L244 256H243ZM23 259V260H22ZM41 259L43 260V256L41 257V258H39V260L37 259H35V261H36V263L34 262V264H39V263H42V261H41ZM48 259V260H49ZM63 259V260H62ZM104 259V258H103ZM132 259H134V258H132ZM160 259H162V258H160ZM166 259H167V257H166ZM175 259L176 260H178L176 257L174 258V261H175ZM181 259V258H180ZM187 259H189V258H187ZM199 259H201V258H199ZM213 259V261H214V258H212ZM228 259V258H227ZM247 259V258H246ZM245 259V260H246ZM254 259V258H253ZM26 260V261H25ZM30 260H31V258H30ZM48 260H47V262H46V260L44 261V262H46V263H48ZM50 260H49V262H50ZM56 260V261H57ZM77 260H78V258H77ZM94 260H96V259H94ZM94 260H91L92 262L94 261ZM241 260V259H240ZM240 260H237V262L238 263H240L241 261ZM244 260V261H245ZM252 260V258H250V261ZM260 260V259H259ZM258 260V261H259ZM263 260H264V258H263ZM71 261H68L69 263L71 262ZM86 261V262H87ZM90 261V262H91ZM130 261H131V259H130ZM137 261V260H136ZM162 261V260H161ZM189 260H187V262H188ZM53 262V261H52ZM51 262V263H52ZM60 262V263H61ZM117 262V261H116ZM133 262V261H132ZM131 262V263H132ZM135 262V261H134ZM133 262V263H134ZM164 262V261H163ZM163 262H161L162 264H163ZM178 262V261H177ZM176 261H175V263H177ZM187 262H186V264H187ZM236 262V261H235ZM234 262V263H235ZM264 262V261H263ZM54 263V262H53ZM56 263V262H55ZM69 263H67V264H69ZM77 263V262H76ZM76 263H74V264H76ZM80 263H81V261H80ZM87 263H89V262H87ZM86 263V264H87ZM97 263H99V261L97 260V262L95 261V263L94 264H97ZM121 263V262H120ZM132 263V264H133ZM136 263V262H135ZM137 263H138V261H137ZM166 263V262H165ZM164 263V264H165ZM171 263V262H170ZM174 263V264H175ZM178 263H180V261L178 262ZM189 263V262H188ZM246 263H247V260H246ZM245 263V264H246ZM30 264V263H29ZM33 264V263H32ZM63 264H64V262H63ZM123 264V263H122ZM225 264V263H224ZM232 264V263H231ZM240 264H242V263H240Z\"/></svg>",
	"mask_w": 264,
	"mask_h": 264
},
{
	"label": "rangeland",
	"instance_id": "rangeland-1",
	"mask_svg": "<svg viewBox=\"0 0 264 264\" xmlns=\"http://www.w3.org/2000/svg\"><path fill=\"white\" fill-rule=\"evenodd\" d=\"M59 1V0H58ZM61 1V0H60ZM64 1H66V0H64ZM142 1V0H141ZM145 1V0H144ZM158 1V0H157ZM163 1V0H162ZM162 1L160 0V3L162 4ZM167 1V0H166ZM170 1V0H169ZM207 1V0H206ZM218 2H220L219 4H221V2L223 1H221V0H217ZM227 1V2H226ZM226 1H223L222 2V4L221 5H217L218 4V2H216V4L214 3V1H213V3L215 4L214 6H218V8H216V11H217V13L219 12V14L218 15H222V17L224 18H222L223 20H225V13H227V18H228V16H232L233 14H235V12L237 13L238 11H239V21L237 20H234L235 22H234V25H238V26H234V29L232 30V26L230 27V29H231V31L232 32H229V30H228V28H229V26H228V23H225L224 24V26H222V30L221 31H219V32H215V31H212L213 33H214V35H213V33H212V35L214 36L213 37V39H212V36L209 38V36H207L206 35V39H211L210 41L211 42H209V43H211L212 44V49H211V45H210V47H207V46H209V44L208 45H206V47H207V49H209V51L207 52L208 54H209V56H210V54H211V57H213L214 56V49L215 50H218V49H221V51H220V55H221V57H222V59L221 60H219V61H216L215 60V62H213L214 60H212V59H214V57L211 59L210 57V59L209 58H206L207 56H205V54L206 55H208L207 53H205L206 51H207V49H205V43H202L204 40H201V41H198L199 43H198V48H199V51H200V53L202 54L201 56H202V58H203V60H204V63H206V64H208V69H209V66H211L210 65V60H212L211 62L212 63H215V64H217L221 69L223 68V64H226L225 66H226V72H224L223 73V75H221V77L223 76L224 78H225V76L227 75V78L228 79H230L229 78V75L230 76H233V74H234V76H236L235 74H237V70L240 68L239 66H241V64H243V63H245L246 64V66L244 67V64L242 65L244 68H245V72L244 71H242L243 73H245V75H246V68H248L249 70L250 69H253V66H255V65H257V66H260V65H263V62H264V55H262V54H264V9H262L263 7H264V0H226ZM237 1L239 2V1H241V3L239 2V4H243L244 3V5H245V2H246V4H247V2L249 1V3H250V5H249V3L247 4V6H246V9H247V11H246V9H241V7H240V9L241 10H238V11H236L235 9H236V7H237ZM5 1H3V0H1L0 1V15H1V13L3 12L2 11V5H3V3H4ZM67 2H68V0H67ZM66 2V3H67ZM72 2V1H71ZM70 2V3H71ZM146 3L147 2H149L151 5H152V7H154L155 5H156V0L154 1V0H148V1H145ZM155 4H154V3ZM200 2L201 3H205L206 5H207V3L208 2H205V0L204 1H202V0H200ZM243 2V3H242ZM258 2H259V4H258ZM58 3V5L61 3H59V2H57ZM57 3H56V5H57ZM65 4V2H62V4H60L61 6L62 5H64ZM212 3V4H213ZM261 3H262V7H261ZM71 4H73L72 6H74V3H71ZM159 4V3H158ZM157 4V5H158ZM190 4V3H189ZM209 4L210 3H208V7H211V6H209ZM211 5V4H210ZM55 6V3H53V7ZM61 6H59L60 8H61ZM65 6V8L64 9H66L67 10V12L66 13H68V12H70L69 11V9H70V7H69V9H67L68 8V6H66V5H64ZM80 6V5H79ZM188 6V5H187ZM202 6V7H201ZM200 6V8H203V6H205L204 4H202ZM213 6V5H212ZM221 6V7H220ZM75 7H76V10L78 9L77 8V5H75ZM74 7V8H75ZM163 7V6H162ZM171 7V6H170ZM169 7V8H170ZM207 7V9H209L210 10V8H208ZM234 7H235V9H234ZM239 7V6H238ZM252 9V11H250L251 9ZM54 8H56L57 9V7H54ZM59 8V9H60ZM63 8V7H62ZM82 8V7H81ZM158 8H160V7H158ZM187 8H190L189 6L188 7H186V10H187ZM233 9V11H234V13L233 14H231L230 15V12L232 13V11H230V10H232ZM250 10H249V9ZM261 8V9H260ZM53 9V8H52ZM52 9H51V11L50 12H52ZM62 10L61 9V12L62 11H66V10ZM72 9V11H73V8H71ZM166 9V8H165ZM175 8V6H174V9H173V13H174V11H177L178 9H176ZM220 10V11H218V10ZM58 10V9H57ZM75 10V9H74ZM75 10V11H76ZM81 10V9H80ZM163 11L164 9L163 8H160L158 11ZM168 10V9H167ZM222 10H225V12H223ZM71 11V12H72ZM170 11V10H169ZM49 12V13H50ZM59 12H60V10H59ZM61 12L59 13V14H61ZM74 12V11H73ZM79 12V11H78ZM138 12H139V10H138ZM164 12H166V11H164ZM171 12V11H170ZM170 12H166V14L165 15H167V13H169L170 14ZM215 12V11H214ZM53 13H55V12H53ZM53 13L51 14H49L50 16H49V18L52 20L53 18L54 19H56V20H58L55 16H57V15H59V14H57V15H53ZM81 13V12H80ZM80 13H77V14H80ZM224 14V16H223V14ZM252 13V14H251ZM73 14V13H72ZM137 14V12H134L133 14H132V16H131V18H130V20H132V21H127L126 22V25L124 26V30L122 31L123 33H122V35H123V37L125 38V40H123L122 41V43L124 44V43H127L126 41H128L129 42V40L131 41V39L135 36V35H138L137 33L138 32H140V27L142 26L141 24H143L144 23V21H137V23H135V22H133V17H135V16H133V15H136ZM160 14H163V13H160ZM171 14H172V12H171ZM175 14H176V12H175ZM216 14V13H215ZM48 15V14H47ZM51 15H53V16H51ZM62 15V14H61ZM60 15V16H61ZM68 15V14H67ZM69 16V15H68ZM70 16L72 17V15L70 14ZM76 16L77 15H74V18L75 19H77L76 18ZM83 16V15H82ZM137 16V18L139 17L138 16V14L136 15ZM171 16V15H170ZM172 16H174L173 14H172ZM171 16V17H172ZM234 16H236L237 17V14H235ZM233 16V18L235 19V17ZM249 16H251V18L249 17ZM44 17H46L45 15H44ZM44 17L43 16H41V17H38L37 19H41L42 20V18H43V22L42 23H40L39 24V22H40V20L38 21V26H37V31L35 30V36L36 37H38L39 36V38H41V35L42 36H44L43 35V33L45 32V31H42L44 28H46L47 26H49L50 27V25H52V21H54V20H50L49 22H50V24H47L46 22H47V20H48V18L46 19L45 18V20H44ZM51 17H53V18H51ZM59 17V16H58ZM63 17H66L65 15L63 16ZM62 17V18H63ZM84 17H85V15H84ZM84 17L83 18H81L80 20H83L84 19ZM166 17V16H165ZM170 17V18H171ZM67 18V17H66ZM66 18H65V20H66ZM137 18H135V19H137ZM227 18H226V21H227ZM232 18V17H231ZM250 18V19H249ZM1 17H0V21H1ZM70 19V18H69ZM74 19V20H75ZM167 19H169V17H168V15H167ZM248 19V21H246ZM60 20V19H59ZM78 21H80L79 19H77ZM141 20V19H140ZM232 20V19H231ZM244 20V21H243ZM61 21V20H60ZM78 21L76 22V24L75 23H72V24H75V25H77L76 27H78ZM250 21V22H249ZM48 22V23H49ZM67 22H69L68 20H67ZM74 22V21H73ZM81 22V21H80ZM129 22H130V24H132L131 22H133V25L134 26H131V28H129L130 27V25H129ZM232 22H233V20H232ZM246 23L245 25L246 26H244V27H240V26H242L241 24H243V23ZM261 22V23H260ZM44 23H46V24H44ZM55 23V22H54ZM82 23V22H81ZM230 23H231V21H230ZM263 23V24H262ZM42 24V26H40ZM69 24H70V22H69ZM68 24V25H69ZM80 24V23H79ZM44 25H46V27L44 26ZM55 25V24H54ZM54 25H52V26H54ZM83 25V24H82ZM81 25V26H82ZM86 25V24H85ZM85 25L83 26V27H85ZM89 24H87V26H88ZM141 25V26H140ZM259 25V26H258ZM86 26V27H87ZM129 26V27H128ZM4 27V26H3ZM42 27V28H41ZM68 27V26H67ZM66 27V28H67ZM70 27H72V26H70ZM69 27V28H70ZM82 27V28H83ZM125 27H126V30H125ZM236 27V28H235ZM238 27V28H237ZM240 27V28H239ZM0 28H1V26H0ZM75 28V27H74ZM81 27H79V29H80ZM81 28V29H82ZM128 28L129 29H131L130 31L128 30ZM137 28H138V32L136 31L137 30ZM242 28V29H241ZM41 29V30H40ZM52 29V28H51ZM68 29V28H67ZM84 29V28H83ZM83 29H82V32H79L78 33V36H79V34H80V36H81V33H83ZM240 29V30H239ZM245 29H247V30H245ZM39 30L41 31V33L39 32ZM46 30V32H47V30H49L48 29V27H47V29H45ZM78 30V29H77ZM227 30V31H226ZM237 30V31H236ZM244 30V31H243ZM79 31V30H78ZM85 31V30H84ZM235 31V32H234ZM247 31V32H246ZM259 31V32H258ZM34 32V31H33ZM50 32V31H49ZM52 32H54L53 30H52ZM72 32H76L77 33V31L75 30V29H73V27H72ZM130 32V33H129ZM137 32V33H136ZM246 32V33H245ZM51 33V32H50ZM69 33H70V31H69ZM68 32H67V34H69ZM133 35H132V34ZM210 33V32H209ZM208 33V34H209ZM224 33H225V35H224ZM231 33V34H230ZM248 33H250V34H248ZM260 33V34H259ZM71 34V33H70ZM70 34H69V36H70ZM83 34H85V33H83ZM83 34H82V36H83ZM125 34V35H124ZM126 34H128V36L126 35ZM242 34H244V35H242ZM51 35V34H50ZM72 35V34H71ZM75 35H77V34H75ZM86 35V34H85ZM84 35V36H85ZM73 36V37H72ZM71 37L73 38V39H75V37H78V36H75L74 37V34L72 35ZM81 36V37H82ZM84 36H83V38H84ZM140 36V35H139ZM139 36H138V38H139ZM241 36V37H240ZM80 37V38H81ZM122 37V38H123ZM129 37V38H128ZM217 37V38H216ZM233 37V38H232ZM239 37V38H238ZM46 38V37H45ZM71 38V39H72ZM82 38V39H83ZM127 38V39H126ZM224 38V39H223ZM30 39H32V43H34L33 42V38H30ZM38 39V38H37ZM48 38H46V40H47ZM50 39V38H49ZM48 39V40H49ZM78 39H79V37H78ZM145 39V38H144ZM143 39V44L145 43V40ZM205 39V40H206ZM208 39V40H209ZM222 39V40H221ZM42 40V39H41ZM44 40V39H43ZM77 40V39H76ZM81 40V39H80ZM257 40V41H256ZM78 41V40H77ZM82 41V40H81ZM141 41V40H140ZM223 41L225 42H228V43H226V44H224L223 43ZM27 42V41H26ZM29 43L31 42L30 40L28 41ZM204 42H206V41H204ZM208 42V41H207ZM216 42H217V44H216ZM221 42V43H220ZM259 42V43H258ZM28 43V44H29ZM32 43H30V45L32 44ZM249 43L251 44L250 46H249ZM22 44H23V42H22ZM24 44H26V43H24ZM141 44V45H140ZM140 44L139 43H137L136 44V46H135V48L133 49V48H131V47H128L129 48V50H130V52L132 51V49H133V51H134V53H136L137 52V54H138V51L137 50H139L138 48H143V44H142V42H140ZM204 44V45H203ZM207 44V43H206ZM219 44H220V46H219ZM260 44V45H259ZM34 45V44H33ZM32 45V46H33ZM213 45L214 46H216V47H213ZM225 45V46H224ZM25 46V45H24ZM27 46V45H26ZM257 46V47H256ZM260 46V47H259ZM30 47V46H29ZM136 47H138V48H136ZM204 47V48H203ZM219 47V48H218ZM225 47V48H224ZM232 47V48H231ZM253 47L255 48H260V50L259 51H261V52H258V49H255L258 53H254L255 54V56L256 57H254L253 58V55H250V54H252L253 52H255V51H252V50H254L253 49ZM28 48V47H27ZM222 48H224L225 50H223ZM231 48V49H230ZM246 48V50H248V51H246V50H244ZM29 49V48H28ZM31 49V48H30ZM30 49H29V52H28V54L30 53V58H31V52H30ZM33 49V48H32ZM35 49V48H34ZM37 49V48H36ZM137 49V50H136ZM205 49V50H204ZM129 50H127L126 49V54H125V52L123 51V55L125 56V55H127V51H129ZM210 50H211V52H210ZM242 50H244L243 52H241ZM251 50V51H250ZM24 51H25V53H27L26 52V50L24 49ZM24 51H21L22 53H20V55H23V52ZM35 51V50H34ZM38 51V50H37ZM37 51H35V52H37ZM133 51H132V53H133ZM232 51V52H231ZM240 51V52H239ZM250 51V52H249ZM33 52V51H32ZM32 53V54H36V53ZM129 52V53H130ZM210 52V53H209ZM226 54H225V53ZM24 53V54H25ZM38 53L40 54L41 52H39L38 51ZM43 53V52H42ZM45 53V52H44ZM243 53V54H242ZM250 53V54H249ZM27 54V55H28ZM131 54V53H130ZM129 54V55H130ZM136 54V55H137ZM149 53H147V55H148ZM223 54V55H222ZM230 54V55H229ZM246 54V55H245ZM247 54H249V55H247ZM41 55V54H40ZM46 55V54H45ZM44 55V56H45ZM129 55H128V57H129ZM132 55H134V57L132 56ZM132 55H130L131 57H133L134 59L136 58L137 59V57H135V54H132ZM146 54L144 55V58L145 59H148L147 57H145V56H147ZM259 55V56H258ZM29 56H27L28 58H29ZM37 56V55H36ZM47 56V55H46ZM46 56L44 57V60L46 59ZM50 56V55H49ZM150 56V55H149ZM148 56V57H149ZM246 56H249V57H247L249 60H246ZM26 56H24V58H25ZM25 58V60L27 59L28 60V58ZM127 57V58H128ZM131 57H129V58H131ZM32 58L34 59L35 57H33L32 56ZM32 58H31V60H32ZM43 58V57H42ZM49 58V57H48ZM107 58H109V57H107ZM128 58V59H129ZM138 58H140L139 56H138ZM143 58V59H144ZM204 58H206V59H208V60H206V59H204ZM223 58H224V60H223ZM227 58V59H226ZM230 58V59H229ZM240 58V59H239ZM243 58H244V61H242L243 60ZM20 61H21V65H22V67L20 68V69H22V68H24L23 66V64H25L26 65V63L28 64L29 62H23L22 63V60H24V59H22V56H20ZM22 59V60H21ZM36 59V58H35ZM39 59V58H38ZM132 59V58H131ZM131 59H129L128 60V62L129 61H131ZM133 59V60H134ZM251 59H255V60H251ZM261 61H260V60ZM30 59H29V61H31ZM39 60H41V58L39 59ZM48 60V59H47ZM50 60V59H49ZM105 60V62H107V60H106V58L104 59ZM149 60V59H148ZM151 60V59H150ZM42 61V60H41ZM135 61V60H134ZM134 61H131V62H133L134 63ZM207 61V62H206ZM241 61V62H240ZM247 61V62H246ZM260 61V62H259ZM34 62H37L38 63V61H37V59L36 60H34ZM48 62V61H47ZM51 62V61H50ZM135 62H138V61H135ZM223 62H226V63H223ZM228 62V63H227ZM243 62V63H242ZM254 62V63H253ZM258 63V64H256V63ZM36 63V64H37ZM130 63V62H129ZM251 63V64H250ZM30 64V63H29ZM35 64V63H34ZM47 64V65H46ZM49 62L48 63H45L44 62V64L43 63H40L38 66L39 67H41V65H42V68H43V70H45L44 68H46L47 70L49 69ZM125 64L127 65V62H125ZM131 64V63H130ZM129 64V65H130ZM220 64V65H219ZM253 64V65H252ZM43 65H45V66H48V67H43ZM51 65V64H50ZM128 65V66H129ZM239 65V66H238ZM251 65H252V67H251ZM36 66V65H35ZM212 66H213V64H212ZM211 66V68L209 69V72H210V70L213 68H215L216 66L214 65V67H212ZM216 67L215 69H214V71L216 70V69H219V67ZM264 66V65H263ZM30 67H31V65H30ZM25 68H29L27 65L25 66ZM32 68H33V63H32ZM38 68V67H37ZM50 69H53V70H55L54 69V65H53V67H50ZM207 69V70H208ZM241 69V68H240ZM239 69V70H240ZM247 69V71H248V75H246V76H248L249 78H248V82H246L245 84H244V82H243V80H244V77L242 76V73L239 71L238 72V78L237 79H235V81H237V80H242V84L246 87V88H244V86H242V84L240 85V82H239V84L237 85V89L236 88H234V89H236L237 91H239V89H241V88H244V89H246V90H244V92H242V90H241V97L243 96V98H242V101H241V104H240V108H241V111L243 110L242 108H245L246 107V105H247V107H248V105H249V99L248 98H251V96L253 95V92H255V91H253V89H252V87H254V84L256 83V84H258V81L260 80V89L262 90V88H264L263 87V80H264V70H262L261 71V76H260V78L258 79V80H255V82L253 81V73L250 71L249 72V70ZM23 70V69H22ZM42 70V69H41ZM47 70H45V71H47ZM53 70H49L48 72H50V71H53ZM223 70V69H222ZM25 71H26V69H25ZM25 71L23 70V72H21L20 74V76H22V79H21V77L18 75V77L21 79V80H26L27 78V71L29 72L28 73V77H29V80H28V83H29V81H30V86H32L31 85V83L34 85V82L35 83H40V81L41 80H43L42 79V77L44 76H42V74H44V73H47V74H45V75H47V77H49V78H46L45 80H46V84H47V81H49L48 79H50V76H48V72H45L44 71V73H42L43 71H41V73H40V70L39 69H35V67L33 68V69H31V70H27L26 71V73H25ZM38 73H37V72ZM214 71H212V72H214ZM217 71V70H216ZM215 71V72H216ZM209 72H207L208 73V75H210L209 74ZM214 72V74H216ZM54 73V72H53ZM52 73V74H53ZM207 73H202V72H199V74H196L197 76H198V78H196L195 80H196V83L199 85V83H200V85H202V84H205V83H203V81L205 80L206 81V83L208 82L204 77H205V74L207 75ZM217 73H218V71H217ZM221 73H222V71H221ZM241 73V74H240ZM250 73V74H249ZM26 74V75H25ZM201 74V75H200ZM212 74V73H211ZM219 74H220V72H219ZM24 75V76H23ZM207 75V76H208ZM244 75V76H245ZM52 76V75H51ZM54 76V75H53ZM233 76V77H234ZM241 76V77H240ZM211 77H212V75H211ZM213 77H214V75H213ZM212 77V78H213ZM216 77L217 76H215L214 78H215V80H213V85H214V82H215V84H218L220 87H219V89H222V88H227V86L225 87L224 85H226L225 84V82H226V79H225V82H224V85L223 84H219V80L220 79H216ZM220 77V78H221ZM54 78H55V76H54ZM200 78V79H199ZM208 78H210V77H208ZM212 78H210V80L209 81H211V79ZM213 78V79H214ZM219 78V77H218ZM38 79V80H37ZM52 80H51V82L52 81H54L53 80V78H51ZM223 79V78H222ZM24 80V82L25 83H27L26 81ZM33 80H34V82H33ZM55 80H56V78H55ZM216 80L218 81V82H216ZM224 80V79H223ZM232 80H234V79H232V77H231V81ZM37 81V82H36ZM220 81H222V80H220ZM42 82V81H41ZM50 82V83H51ZM250 82V83H249ZM252 82H253V84H252ZM44 83V84H45ZM54 83V82H53ZM209 83V82H208ZM212 83V82H211ZM211 83H209V85L211 86L212 84ZM223 83V82H222ZM237 83V82H236ZM29 84H26V85H29ZM37 85V84H36ZM40 85V84H39ZM53 85V84H52ZM52 85L50 86V85H48V88L49 87H52ZM199 85V86H200ZM212 85V86H213ZM218 85H216L217 87H218ZM224 86V87H221V86ZM46 85H44V87H45ZM211 86V87H212ZM215 86V87H216ZM248 86H249V89H248ZM256 86H258V85H256ZM26 87H29V86H26ZM33 87V86H32ZM31 87V88H32ZM37 87H40V89L43 87V85L41 84L40 86H37ZM43 87V88H44ZM205 88V90H206V88H208V86L206 85V86H202L201 88ZM214 87V86H213ZM216 87V88H217ZM30 87H29V89L28 90H30L31 89ZM34 88V87H33ZM32 88V90H31V96H30V98H28V99H30L29 101H32L31 100V98L32 99H35L36 101H37V99L36 98H34V96L35 95H33V93L34 92H32L33 90L35 91V88L33 89ZM46 88H47V86H46ZM179 88H182L183 89V87L181 86V87H179ZM257 88V90H258V92H257V94L259 95V92L261 91L260 89H258V87H256ZM198 89V88H197ZM209 89V88H208ZM228 89V88H227ZM231 89V88H230ZM229 89V90H230ZM44 90V89H43ZM223 90V89H222ZM228 90V91H229ZM37 91H38V88H37ZM41 91V90H40ZM47 91V90H46ZM178 91L180 92V89H178ZM227 91V90H226ZM226 91H225V93H226ZM227 91V93L230 95V93H231V90L228 92ZM247 91V92H246ZM43 92V91H42ZM206 92H207V90H206ZM36 93V95L38 96V98H39V94H37V92H35ZM34 93V94H35ZM38 93H39V91H38ZM41 93V92H40ZM75 93V94H74ZM203 93L204 94H206L205 93V91L203 92L202 91V94L200 93V95H203ZM244 93V94H243ZM261 93H263V90H262V92ZM72 94V95H71ZM71 94H69V95H71V96H69L68 95V103L69 104H71L70 105V109L72 108L73 109V111H74V113L77 115V113L78 112H80L81 113V115H83L82 117H83V120H86V118L88 119V122L87 121H84L85 122V126H84V131H85V128H87L86 129V131H85V135H87V137L85 136L84 137V139L86 140V138H87V143H86V145L83 143L82 144V147L85 145V147H83V148H85V149H83L82 150V155L84 154V152H85V154H84V157H82V155H80V157H79V159H81V158H83V159H81V161H79L80 163H82V160L84 161L83 163H82V168L80 169V172H79V176L80 177H77V179H79V180H77L79 183V185L78 184H76V192H75V194H72V196L74 197H72L71 196V191H69V190H71L72 189V187H71V184H74V183H77V182H74L72 179V177H74L73 176V174H72V172H70L69 171V169L70 168H66V167H71V166H73V165H71L70 166V164H72V163H74V159L73 158H71V159H69L70 157H68V156H70L72 153H67V154H69V155H65V153L63 152L65 149H62V150H59L61 153H64L63 155L64 156H67L68 158L67 159H69L67 162H70V160H72L73 162H71L70 164H68V163H66V164H64L66 161L65 160H67V159H65V160H63L64 161V163H63V161H61L62 159L60 158H58L57 156H58V153H59V151H58V149H59V146H60V149H61V147L62 148H64L65 146H68L67 144H65V146H64V141L66 142V141H68V140H66V137H65V140L62 142L63 143V146L61 145L62 143H59L60 145L57 147V145H52L51 144V142H49L51 145L49 146V144H48V146H47V144L45 145V146H47V147H51L52 149L54 148V146H55V148L57 147V154H56V159H53L54 158V154H53V152H52V154H53V156H51L52 158L51 159H53L52 161H50L49 163L51 164V162H52V165L50 166H48V161H47V159L49 158V157H46L47 155H44L45 156V158H46V160L45 159H43V158H41L42 156H43V153H42V151L43 152H45V150H50L49 148H45V146L43 147V148H45V150H42V149H40V150H42V151H40V150H38V152L40 151V153H42V156H40L41 154H38V156H40V157H37L38 158V160H39V163H40V166H38V169H39V167H41L42 165V163L40 162V161H47V167H48V169L46 168V165H43L42 167L43 168H46V170H45V172L46 173H44L43 171H40V172H43L44 173V175L42 176V174L43 173H41L40 174V172H38L37 173V171H39V170H37V171H34L35 172V174L37 173L38 174V176L39 175H41L42 177H40V179H39V177L38 176H34V178L36 177H38L36 180L35 179H33V177H31L33 180H32V184L31 183H29L30 185H31V187H33L32 188V190L35 192V191H37L38 193H45V191H47V194H48V192L49 193H51L52 195H60V194H62V196H63V193L64 194H69L70 193V197H69V195L67 196V202L66 203H64L65 201H66V199H64V200H62L63 198H65V197H63L62 198V196H61V200H58V202H57V200H56V202L57 203H55V201L53 202V201H51L52 200V198H51V205L49 204L50 202H48L49 200H46L45 198H44V194H42V196H43V198L45 199V203L46 202H48V206H47V210L44 208L43 209V211L44 212H42V211H40V210H38V209H40V208H38L37 210L39 211V214H38V212H37V210H36V208L34 207V209H30V208H28V209H30V210H27V211H25L24 209H22V204H24V201H23V203H22V199L24 198V196L25 197H28V195H25V193L27 194L28 193V191L31 189L30 188V186H28V185H24V190L21 188V192H22V195H21V197H19L18 198V201H19V203L17 202V200L15 199L16 198V196H17V192L18 191H16V192H14V193H16L15 195V198H13V196H14V194H12L11 195V193H13V192H11L10 193V197H12V198H9L10 200L12 199V201L13 200H16V202H17V205L18 204H20V206L18 205H16V207H18L17 208V211L18 210H23V212H21L20 211V213H24V211H25V213L24 214H26L27 212L29 213V211H30V213H31V211H33V210H36L35 212H37V215H35L34 216V219L32 220V222H26V220H24L25 222H24V225L23 224H21V225H17L16 227V229L13 231V232H11L9 235L7 234H4L3 232H1V233H3V234H1L0 233V237H1V239L0 240H2L3 241V236L4 237H6L5 239H4V241L3 242H1L0 241V246H1V248H0V256L2 255V256H5V258H6V255L8 256V255H10V254H12V252H11V250H10V246L12 245V243L13 242H18V239L20 238V240H22L23 238L22 237H24L26 234H31L32 233V235L31 236H33V234H35V236H36V239L37 238H40L39 237V235L41 236V237H45V243L46 244H44V246H43V243L41 242H39V240H37L38 242H39V245H38V243H37V241L35 242V244H37L38 246H40V247H38V248H36V251L34 250V248L36 247H34L33 248V250L31 251L30 250V253L31 252H34V254H33V256H32V254H30L29 253V251H28V255H29V257H28V259L29 260H27L28 262H24V260H23V263H27V264H34V262L36 263V261H35V259L37 260H39V258H41L42 256H43V260L45 261L46 260V262H47V260L49 259H47L46 257H48L49 255H47V254H45V253H43L44 251L46 252V253H48V254H50V258L52 259V260H50V262H49V260H48V263H46V262H44L42 259H41V261H42V263H39V264H63V262H64V264H67V263H69L68 261H71L70 259H71V256H72V252L74 253V255L72 256V259L75 261L74 263H76V264H86L87 262H89V263H87V264H94L95 263V261L97 262V260L99 261V263H97V264H132L134 261L136 262H134L133 264H162L161 262H163V264L165 263V264H174L175 263V261L177 262H179L180 261V263H175V264H186V262H187V260H189L188 262H187V264H240V263H242V264H245L246 263V260H247V263L246 264H248V255H249V257L250 258H252V260L250 261V258H249V264H264V260H263V258H264V253H263V249H264V240H262V238L261 237H263V239H264V179H262V178H264V174H263V176L261 175L262 173H264V162H263V158H264V152H262V151H264V147H263V150L261 151V149H262V147L260 148V145L262 146L264 143V120H262V121H260L259 122V120H261L260 118H262V119H264V117H262V116H258L259 114L260 115H263L264 116V113H262V112H264L263 110H264V108H263V110L261 109L260 111H258L259 110V108H262V106L264 107V98L262 99L263 100V105L261 106V97L259 96V104L257 105V106H252L251 108V117H253V114H254V117H256V116H258L257 117V120H258V124H257V121H255V122H252V126H251V121H252V119H251V121L249 120V117H248V115H249V109H250V107L249 108H247V110H246V108H245V113H246V115H245V113H243L246 117H247V121L245 122V120L243 119V117H240V119H242L241 121H237L236 123L238 124V126H237V130H235L234 132H232V128H233V126H234V128H233V130L234 129H236L235 127V122H233L234 121V119H233V117H230V118H228V124L225 122V126L227 127H229V129H228V127L226 128L227 130H224V132L222 133L219 129H220V125L218 124V128H216L215 129V127H217V125L215 126V124H213L212 123V125L210 124V126H208V124H206L205 122L208 120V119H212V118H208V116H207V113L205 112V111H203L202 110V112H200V113H198L197 114V112H196V110H194V111H191V112H187L186 111V109L184 108V107H181V105H180V102H177V104H174V105H176V107L175 106H173V105H170L169 107H170V111H172L173 112V110H175V111H177L179 108H177V106H179L180 107V110H181V108H182V112H184V114H185V117L183 118V119H179V118H174L173 119V121H175V123H177V124H172V125H170V123H169V128L168 129H166V126L165 127H163L165 130H167L164 134H163V136H164V138L168 141V139H169V141L167 142L163 137H161V131H162V127L161 126H164V124L166 123L167 124V126H168V121L169 120H167V121H164L165 123H161V126L159 127V125H160V119H166V116L168 115L165 111H163V113H161L160 114V116L157 118V117H155L156 115H154L153 116V119H156L155 121L156 122H158V123H156L153 119V121L152 122H150V124L152 125V126H150V125H148V128H150V130L148 129V128H146V130H145V132L146 133H150V134H152L153 135V133H151V132H154V140H153V137L150 139V137H151V135H148L147 136V139L149 138L152 142H150V140L147 142L148 143V148L149 149H151L152 151H154L155 149L156 150H158L159 149V147H161L162 145L160 144V146H158L159 145V141L158 140H156V139H158L159 137V140H161V138H163L166 142L165 143H167V144H170V145H167V144H164V142H162L163 141V139L160 141V142H162V144L164 145L163 146V148L165 147V145L167 146V148H169V146H171V148H169L168 150H166V156L164 155L165 154V152H164V150L166 149H163L162 148V150H163V156L166 158V160L163 158L162 159V157L163 156H161L162 155V153H160V152H158V151H156V153L154 152L153 153V157H155V158H153V159H150V158H145V160H146V162L152 167V168H155V170H152V172L149 170H146L147 168L143 165L144 164V161H143V158L141 157L142 155H140V150L139 151H136V152H138L137 153V156H136V158H137V161H138V159L139 160H141V162L140 161H138L139 163H136V167H134V165H135V160H133V158H132V156L130 157V159H132V161L130 160V161H128L129 159V154H130V152L132 151V149L131 148H129V146L128 145H132L133 143H134V140H135V138L133 137V135L132 134H130L131 136H129V139H127L126 141L127 142H125V145H123V146H125L124 148V151L120 154V156H119V159L121 160V158L122 159H124L125 160V166H124V168H123V171L121 172V174H122V176H121V174H120V177L119 178H121V179H118L116 182H115V180H114V182H113V180L111 181V183H110V178H108L107 177V175H103L102 176V174L104 173V174H106V172H104V171H102V169H101V167H99L100 165H99V163H101V162H99L100 161V159H99V157H98V149H99V152H100V148H98V149H96L97 148V146H96V141H97V136L96 135H99V134H97V133H99L98 132V130H100V129H97V127H96V125L97 124H95V120L93 121L92 119H90L89 118V116L87 117V116H85L86 115V113H89V106H90V104L87 102V101H85L86 99H87V96L86 97H84V99L82 100V103L80 102V100H81V92H75V91H71ZM74 94V95H73ZM232 94H234V93H231V95ZM256 94V96H255V98L258 96ZM33 95V96H32ZM194 95H195V97H194ZM199 95V94H198ZM250 95V96H249ZM264 95V94H263ZM40 96H42V94L40 95ZM194 97V98H193ZM201 96H199V98H200ZM227 98V97H226ZM232 98H233V95L232 96H230V101L232 100ZM27 99V100H28ZM257 99V98H256ZM26 100V99H25ZM73 100V101H72ZM74 100H75V102H74ZM131 105H130V109H129V113L128 114H131L132 115V113H136V108L133 106V104H134V101L131 99ZM181 101H183V99L181 100ZM27 102V101H26ZM111 102H113V101H111ZM110 102V103H111ZM80 103V105L81 106H79V109H81V110H77V107H75L77 104H79ZM178 103H179V105H178ZM196 103V104H195ZM244 103V104H243ZM86 104V105H85ZM88 104V105H87ZM119 104V103H118ZM182 104V103H181ZM85 105V106H84ZM113 105H116L115 103H113ZM112 104L110 105V106H113ZM120 105V104H119ZM190 105H191V108H197L198 107V105H197V100H196V93H193V94H191V99H190ZM86 107V108H84V107ZM243 106V107H242ZM261 106V107H260ZM174 107V108H173ZM75 108V109H74ZM175 108H177V109H175ZM255 108V109H254ZM87 109V110H86ZM200 109V108H199ZM24 110V109H23ZM77 110V111H76ZM201 110V109H200ZM77 113H76V112ZM84 111V112H83ZM87 111V112H86ZM262 111V112H261ZM21 112H22V110H21ZM255 112V113H254ZM85 113V114H84ZM176 113V112H175ZM180 113H181V111H180ZM190 113V114H189ZM205 113V115L206 116H204L203 114ZM257 113H259V114H257ZM173 114H174V112H173ZM178 114H179V111H178ZM202 114V115H201ZM121 116L123 115V114H120ZM157 115H159V114H157ZM187 115H188V117H187ZM192 115L194 116L193 118H191L192 117ZM196 115V116H195ZM256 115V116H255ZM119 116V115H118ZM117 116V117H118ZM173 115H171L170 117H172ZM178 116V115H177ZM169 117V116H168ZM167 117V118H168ZM197 117V118H196ZM253 117V118H254ZM97 118H99V117H97ZM192 120V122L191 121H187V120H190V119ZM195 118V119H194ZM259 118V119H258ZM96 119V118H95ZM100 119V118H99ZM158 119V120H157ZM194 119V120H193ZM199 119V120H198ZM214 119H215V117H214ZM246 119V118H245ZM256 119V118H255ZM255 119H253V120H255ZM98 120V119H97ZM176 120H177V122H176ZM183 120V121H182ZM198 120V121H197ZM211 120H208V122H210ZM230 121V122H229ZM250 123H249V122ZM101 122V121H100ZM120 122V120L118 121V123ZM122 122V121H121ZM153 122H155V123H153ZM171 122V121H170ZM182 122V123H181ZM186 122V123H185ZM200 122V123H199ZM240 122H241V124H240ZM248 122V124H246ZM90 123V124H89ZM96 123H98L99 124V122H96ZM101 123H103V122H101ZM112 123V122H111ZM111 123H110V125H111ZM117 123V122H116ZM115 123V124H116ZM118 123H117V126H118ZM123 123V122H122ZM121 123V124H122ZM193 124V125H195L196 126V128L197 127H199V131L201 130V128H202V133H200L199 135L197 134V136H195L194 134H192L193 136H194V138H188V139H185L186 138V136H185V132H186V128L188 129V126H190L191 124ZM200 125H199V124ZM202 123V124H201ZM222 123V122H221ZM220 123V124H221ZM253 123H256V124H253ZM260 123V124H259ZM89 124V125H88ZM113 124V123H112ZM114 124V125H115ZM187 124V126H185ZM227 124V125H226ZM230 124H232V125H230ZM100 125V124H99ZM113 125V127H116V126H114ZM158 125V126H157ZM176 126V128H175V126ZM241 125V126H240ZM259 125V127L261 128V130H260V128L259 129H257V127L256 126H258ZM120 126V125H119ZM157 128H156V127ZM184 126V127H183ZM213 126H214V128H213ZM225 126H222V128L223 127H225ZM245 126H246V128H245ZM247 126H251L250 127V129H248L247 128ZM255 126V131H256V133H255V131L253 132V127ZM262 126V127H261ZM103 127V126H102ZM102 127H100V128H102ZM240 127H243L242 128V130H243V132H242V130H240ZM91 128L92 129H94V130H92V132H91ZM99 128V127H98ZM154 128V129H153ZM171 128V129H170ZM209 129V130H207V129ZM211 128V129H210ZM221 128V129H222ZM263 128V129H262ZM147 129L150 131V132H148L147 131ZM171 130V132H176V130H177V134L175 133H171L170 132V130ZM173 129H174V131H173ZM213 129V130H212ZM231 129V130H230ZM258 131H257V130ZM158 130V131H157ZM210 130H212V131H210ZM223 130V129H222ZM245 130V131H244ZM252 130V131H251ZM164 131V130H163ZM204 131V132H203ZM209 131V134L207 133ZM217 131H220L219 132V134H221L220 136H216V132ZM242 133H241V132ZM144 132V133H145ZM159 132V133H158ZM188 132H189V129H188ZM187 132V133H188ZM191 132V131H190ZM228 132V133H227ZM235 132H237V135H236V133ZM257 132H258V135L261 137H259V136H257ZM115 133H116V131H115ZM157 133V134H156ZM169 133V134H168ZM171 133V134H170ZM226 133V134H225ZM235 135H234V134ZM245 134V136H244V134ZM114 134V133H113ZM113 134L111 135V133H110V135L111 136H113ZM167 134V135H166ZM190 134V133H189ZM207 134V135H206ZM225 134V135H224ZM231 134V136H229ZM250 134H252V135H250ZM255 134V135H254ZM261 134V135H260ZM75 135V134H74ZM76 135H78V133H76ZM75 135V136H76ZM109 135V136H110ZM168 135L170 136H172L171 138H172V140L170 139V138H168ZM173 135H174V139H173ZM191 135V136H192ZM204 135H206V136H204ZM236 137H234V136ZM241 135V136H240ZM249 135V136H248ZM110 136V137H111ZM184 136H185V138H184ZM190 136V135H189ZM200 136H202L201 138H200ZM222 136H224V138H222ZM255 136V137H254ZM262 136H263V138H262ZM108 137V139H107V137L106 138H104L105 139V141H106V143H111V141L113 140V137ZM128 137V136H127ZM131 137H133V138H131ZM187 137H188V135H187ZM197 137V138H196ZM203 137H205V138H203ZM213 137H215L214 139H213ZM218 137H220V139H218ZM229 137V138H228ZM258 137L260 138V139H262L261 141H263V142H261V141H259L258 140ZM57 138H59V137H57ZM56 138V139H57ZM71 138V137H70ZM70 138H68L69 139V141H70ZM92 138H93V140H92ZM168 138V139H167ZM212 140V141H210V139ZM231 138V139H230ZM234 138H235V140H234ZM244 138V139H243ZM255 138V139H257L259 142H257V140H253V139ZM55 139V141H53L52 140V143L53 142H56L57 140ZM64 138H62V140H63ZM73 139V138H72ZM112 139V140H111ZM146 139V140H147ZM194 139V140H193ZM230 139V140H229ZM60 140V139H59ZM61 140V141H62ZM74 140V139H73ZM90 140H91V142H92V144H90L89 142H90ZM129 140V141H128ZM171 140V141H170ZM175 140V141H174ZM179 140H180V142H179ZM186 140V141H185ZM215 140V141H214ZM224 142H222V141ZM234 142H233V141ZM237 140H238V142H237ZM239 140H243V141H240L241 143H239ZM253 140V141H252ZM68 141V142H69ZM153 141H155L154 143H153ZM172 141H174V142H172ZM177 141V142H176ZM181 141H183V142H181ZM207 141H209V142H207ZM221 141V142H220ZM230 141H231V143H233V146H236V148L239 146V148H240V151H238L239 150V148H237L238 150H237V155H238V157H239V155L241 156L240 158H236L235 156H236V154H234V155H232V156H234V158H236V159H234V158H232V156L230 157V159H233V160H228V161H231V162H225V161H223L224 159H222L221 160V158H220V155L224 158V154L227 152V150H228V148H224L225 149V151H224V149H219L218 148V145H219V147L221 146V148H223V147H226L227 146V144L228 143H230ZM236 141V142H235ZM255 141V142H254ZM59 142V141H58ZM98 142H99V139H98ZM97 142V143H98ZM130 144H129V143ZM131 142H133V143H131ZM149 142H150V144H152V146H150L149 145ZM186 142V143H185ZM202 142H203V144H202ZM207 144H206V143ZM215 142V143H214ZM221 143V145L219 144V143ZM67 143V142H66ZM69 143H71V142H69ZM68 143V144H69ZM72 143H74V141H72ZM128 143V144H127ZM173 143V144H172ZM218 143V144H217ZM235 143H238V146L237 145H235ZM260 143V144H259ZM184 144V145H183ZM200 144L202 145V149H201V147H198V146H200ZM206 144V145H205ZM215 144H217V145H214ZM246 144V146H245V149L243 148L244 147V145ZM258 144V145H257ZM127 145V146H126ZM157 147H156V146ZM174 145V146H173ZM190 145V148H191V150H192V152H191V150H188V148L189 147H187V146H189ZM208 145V146H207ZM225 145V146H224ZM229 145V144H228ZM177 146V147H176ZM182 146H183V148H182ZM192 146V147H191ZM212 146V147H211ZM213 146H214V148H213ZM229 146H231V145H229ZM228 146V147H229ZM253 146V147H252ZM264 146V145H263ZM78 147V146H77ZM91 147V148H90ZM129 148V150H127L128 148ZM178 147H180V148H178ZM187 147V149H185ZM207 149H206V148ZM215 147H217L216 148V151H215ZM232 147V146H231ZM229 148V150L228 151H232L233 149V147L232 148ZM242 147V148H241ZM249 147V148H248ZM258 147V148H257ZM66 148V147H65ZM68 148H69V146H68ZM71 148V147H70ZM173 148H176V149H174V150H176L175 151V153L176 154H174V150L172 151V149ZM189 148V149H190ZM213 148V149H212ZM197 149H201V151L198 153V150ZM219 149V150H218ZM230 149H232V150H230ZM245 150V152H243L244 150ZM254 149H257V151L255 150L254 151ZM70 150V149H69ZM69 150H66V151H69ZM72 150V149H71ZM90 150V151H89ZM93 150V151H92ZM178 150V151H177ZM197 150V151H196ZM206 150V151H205ZM214 150V151H213ZM223 150V151H222ZM235 150V149H234ZM53 151H54V149H53ZM74 151H76V150H74ZM87 151V152H86ZM125 151H127L126 153H128L127 155H126V153H125ZM207 152L208 154V156H204L203 154L205 153V152ZM221 151H222V153H221ZM236 151V150H235ZM261 151V152H260ZM49 152V151H48ZM72 152V151H71ZM80 152V151H79ZM93 154H92V153ZM133 152V151H132ZM162 152V151H161ZM172 152V153H171ZM210 152V153H209ZM213 152H214V154L216 153V155H214L213 154ZM225 152V153H224ZM229 152V153H230ZM238 152H239V154H238ZM250 152H252V153H250ZM54 153H55V151H54ZM61 153H59V154H61ZM76 153H78V151L76 152ZM133 153H135V152H133ZM132 153V154H133ZM160 153V154H159ZM171 153V154H170ZM186 153V154H185ZM189 153V154H188ZM192 153V155H190ZM228 153V152H227ZM226 153V154H227ZM235 153V152H234ZM45 154V153H44ZM52 154H50L49 153V155L48 156H50V155H52ZM74 154V153H73ZM89 154H90V156H89ZM167 154H169V156L167 155ZM181 154H185L183 157H182V155ZM206 154V153H205ZM211 156H210V155ZM255 154V155H254ZM256 154H257V156L259 157V158H257V156H256ZM35 155V154H34ZM87 155H88V157H90V161L88 160V159H86L85 157H87ZM100 155V154H99ZM125 157H124V156ZM155 155V156H154ZM180 155V156H179ZM199 155H200V159L202 160H197L198 158H199ZM229 155V154H228ZM250 155V156H249ZM16 156V155H15ZM35 156H37V155H35ZM122 156V157H121ZM133 156H135V155H133ZM175 158H174V157ZM195 156V157H194ZM209 156H210V158H209ZM16 157H18V155L16 156ZM59 157H61V155L59 156ZM71 157H74V156H71ZM87 157V158H88ZM124 157V158H123ZM140 157V158H139ZM179 157V158H178ZM182 157V158H181ZM197 157V158H196ZM215 157V158H214ZM226 157V156H225ZM248 159H247V158ZM250 157H251V159H250ZM252 157H253V159H252ZM263 157V158H262ZM40 158H41V160H40ZM63 158V157H62ZM66 158V157H65ZM84 158H85V160H84ZM92 158L94 159V162H95V164H93L92 163ZM156 158H158V159H156ZM220 158V159H219ZM228 158V157H227ZM226 158V159H227ZM242 158V159H241ZM244 158V159H243ZM254 158H255V160H254ZM261 159V161H262V163H260L257 159ZM43 159V160H42ZM51 159H48V160H51ZM128 159V160H127ZM148 159V160H147ZM150 159V160H149ZM156 159V160H155ZM189 159V160H188ZM211 159H212V161H211ZM239 159H241V160H239ZM246 159V160H245ZM14 160V159H13ZM35 161H33V159L31 160V163H33L32 165L34 166V165H36L35 164V162H38L37 161V159H34ZM59 161V162H57V161ZM87 160H88V162H87ZM99 160V161H98ZM164 160V161H163ZM173 160V161H172ZM187 160V161H186ZM194 160H195V162H194ZM196 160L198 161V162H196ZM234 160L236 161V160H239V161H236L237 162V164L234 162ZM53 161H56L55 163H53ZM136 161V162H137ZM176 161V162H175ZM190 161V162H189ZM191 161H193V164L194 163H196V164H194V168L193 167H191V165L193 166V164H192V162ZM200 161V162H199ZM204 161V162H203ZM209 163L208 165H207V168L209 167V168H211V166H212V173L210 174V172H208L207 173V171H211V169H205L204 170V168H206V166H205V164L204 163ZM211 163H210V162ZM242 161V162H241ZM246 161H248V162H246ZM249 161H252V162H250L249 163ZM99 162V163H98ZM127 162H129L130 164H132V165H130L129 163H127ZM154 162H155V165H154ZM156 162H157V164H156ZM175 162V163H174ZM182 162V163H181ZM186 162V163H185ZM189 162V163H188ZM213 162V163H212ZM234 162V163H233ZM257 164L258 163V165L257 166H255V164ZM12 163H13V161H12ZM14 163H15V161H14ZM13 163V164H14ZM78 164L79 166H75V167H77V168H80V165L81 164ZM87 164V166H86V164ZM89 163V164H88ZM171 163V164H170ZM178 163H179V165H178ZM197 163L198 164H200L199 166L197 165ZM202 163V164H201ZM231 163H233L232 165H233V167H235V169L237 170V171H235V169H233V167H232V165H231ZM238 163H239V165H238ZM248 163V164H247ZM62 164V165H61ZM68 164V165H67ZM76 164V162L74 163V165ZM92 164V165H91ZM134 164V165H133ZM151 164H153V165H151ZM170 164V165H169ZM177 164V165H176ZM184 164V165H183ZM185 164H190V166L188 167L187 165H185ZM218 164H221V165H219L218 166ZM252 164H254V165H252ZM261 164H262V167H261ZM64 165V166H63ZM67 165V166H66ZM94 165V166H93ZM211 165V166H210ZM225 165L227 166V168L225 167ZM243 165H245V166H243ZM249 165V166H248ZM93 166V167H92ZM97 168H96V167ZM128 166H130V168L132 169H134V168H137V169H134V171H135V174L134 175H132L131 177H129L127 180H125V176H124V174L126 175V173H127V170L126 169H129V167ZM170 166V167H169ZM213 166H215V167H213ZM28 167V166H27ZM37 167V166H36ZM63 167H65L67 170L66 171H69V173L68 172H65V170H63L64 168ZM74 166L71 168V171H73V168H74V170L77 172V170H76V168H75ZM85 167V168H84ZM86 167H87V169H86ZM168 167V168H167ZM178 167V168H177ZM182 167H183V169L184 170H182ZM184 167H186V168H184ZM245 167V168H244ZM253 167H255V169L253 168ZM259 167H261V168H259ZM19 168V167H18ZM20 168H22V167H20ZM32 168V167H31ZM34 168H35V166H34ZM43 168H41V169H43ZM89 168V169H88ZM90 168H91V170H90ZM93 168V169H92ZM144 168H146V169H144ZM158 168V169H157ZM161 168V169H160ZM167 168V169H166ZM175 168V169H174ZM187 168H189V170H190V172H191V170H192V172L191 173H193L194 175H193V178L191 177L190 179V181H188L187 182V179H189L188 178V176H189V173L190 172H188L189 170L187 169ZM216 168V169H215ZM225 168V169H224ZM239 168H241V169H239ZM251 168H253V169H251ZM257 168L259 169V170H257ZM22 169H24V168H22ZM33 169V168H32ZM31 169V171H33ZM40 169V170H41ZM97 169V170H96ZM160 169V170H159ZM170 169V170H169ZM214 169V170H213ZM227 169V170H226ZM233 169V170H232ZM243 169L245 170V175L244 174H242V176L244 175L245 177H243L244 179L246 178L247 180H245L244 181V179L241 181V180H239L238 178H241L240 176H238V173H241L242 171H243ZM246 169H247V174H246ZM17 171H19V173H20V171H22L21 169L20 170H18V169H16ZM48 170H51V171H49L48 172ZM85 171V172H82V171ZM90 170V171H89ZM104 170V169H103ZM144 170V171H143ZM161 170H164V171H161ZM167 170H169L168 172H167ZM196 170H199V172H200V170H201V172L202 173H200V174H198L199 172H196ZM251 170H253L255 173H254V175H253V171H252V173H251ZM30 171V170H29ZM138 171V172H137ZM143 171V172H142ZM157 173H156V172ZM178 171V172H177ZM227 171V172H226ZM232 171H233V173H232ZM258 173H257V172ZM15 172V171H14ZM14 172L12 173V174H14ZM25 172V171H24ZM90 174H89V173ZM147 172L149 173L150 172V174H147ZM163 172V173H162ZM167 172V173H166ZM204 172V173H203ZM244 172V171H243ZM1 173V172H0ZM4 173V172H3ZM16 173V172H15ZM18 173V174H19ZM30 173V172H29ZM29 173H28V171H27V174L29 175ZM32 173V172H31ZM30 173V174H31ZM84 173V174H83ZM86 173V174H85ZM155 173V174H154ZM158 173H159V176H158ZM169 173H171V174H169ZM174 175H173V174ZM181 173V174H180ZM183 173V174H182ZM188 175H187V174ZM190 173V176H192V174ZM205 173L208 175H206L205 176ZM217 175H216V174ZM26 173H24V175H25ZM26 174V175H27ZM34 174V175H35ZM36 174V175H37ZM66 174H69L70 175V177L72 178L71 180L74 182V183H72V181L71 180H68V179H70V177L68 178L67 176H66ZM78 174V173H77ZM82 174V175H81ZM88 174V175H87ZM92 174H94L93 176L95 177H92ZM143 175V176H140V175ZM152 174H153V178H152V180H151V177H152ZM163 176H162V175ZM169 176H168V175ZM179 174V175H178ZM226 174V175H225ZM229 174V175H228ZM232 174V175H231ZM252 174V175H251ZM7 176H8V174H6ZM11 175V174H10ZM15 175V174H14ZM14 175H12V177L14 178ZM19 175H21L20 177H17L18 178V181H17V178H16V176H15V178L16 179H14V180H16V181H14V182H16L15 184H19L18 186H20L21 184L20 183H17V182H20L19 181V178L20 179H22L21 177H23L24 175H23V173L22 174H19ZM18 175V176H19ZM26 175H25V177H26ZM75 175V174H74ZM96 175H97V177H96ZM98 175H99V177H101V179L98 177ZM148 175V176H147ZM154 175H155V177H154ZM177 177H176V176ZM214 175L215 176V178H217V180H215L214 179V176L212 177V176ZM236 175L238 176V178L237 179H234V178H236ZM240 175V174H239ZM248 175V176H247ZM257 175H258V177H257ZM30 176V175H29ZM29 176H27L29 179H30V181H31V178L29 177ZM84 176H85V179H84ZM161 176V177H160ZM167 176V177H166ZM170 176H172L171 178H170ZM189 176V177H190ZM201 177V179L204 177V179H206L207 180V178L210 180V182H209V180H208V182L210 183V185H209V183H207L208 185L206 186V185H204V186H206V187H204L203 186V188H205V190H203L202 189V187H201V189L203 190V192L201 193L200 191H202V190H200L199 191V193L200 194H197L196 192H197V190L200 188V187H198L200 184V186H202V184H203V182H201L200 183V181H201V179H200V177ZM234 176V177H233ZM255 177L254 179L255 180H253V181H255V182H253L252 180H250V179H252V177ZM9 177V176H8ZM43 177H45L44 179L46 180H44L43 179ZM89 177V178H88ZM158 177H160V179L158 178ZM164 177V178H163ZM182 177V178H181ZM196 177H198V178H196ZM212 177V178H211ZM224 177V178H223ZM250 177V178H249ZM24 178V177H23ZM28 178H24L23 180L24 181H26L25 179H27L28 180ZM75 178V177H74ZM91 178L96 182H92L91 181ZM102 178L104 179V181L102 180ZM150 178V179H149ZM174 178H175V180L177 181H175L174 180ZM181 180L180 181V183H181V185H184L183 183H185V182H187V184L190 186V188H195V186H197L198 184H196V183H199V185L196 187V189L197 190H195V189H192V190H195L194 191V193L198 196H196V195H194V193L191 191V189H190V193H192V194H190L189 195V191L187 190V187H184V186H188V185H184V186H182V187H184V188H186V190H187V193L188 194H186V191L184 192L183 191V193H185V195H189L190 197L188 198L187 196H185V197H182V196H184V194H181V195H179L180 193L179 192H182V190H181V185H180V183H179V179ZM211 178V179H210ZM232 178V179H231ZM10 179H12L11 177H10ZM9 179V180H10ZM43 179V181H40V180H42ZM84 179V180H83ZM134 179H136V180H134ZM165 179H167V180H165ZM183 179V180H182ZM195 179V180H194ZM197 179H199V180H197ZM204 179H202V181H206V180H204ZM234 179V180H233ZM256 179H258V180H256ZM13 180V179H12ZM49 180H51V181H54V182H52L53 183V186H51L52 184L51 183H49V182H51V181H49ZM67 180H68V183H67ZM142 180V181H141ZM149 180H151V181H149ZM153 180H154V182H153ZM158 180V181H157ZM160 180V181H159ZM163 180H164V182H163ZM172 180V181H171ZM193 180L194 181H196L195 182V184H192V183H194L193 182ZM227 180V181H226ZM237 180V181H236ZM11 181V180H10ZM47 181H49V182H47ZM120 181H121V183H120ZM123 181V182H122ZM126 181H127V183H126ZM135 182V184H134V182ZM173 181H174V183H173ZM185 181V182H184ZM231 181V182H230ZM247 181V182H246ZM250 181V182H249ZM252 181V182H251ZM13 182V181H12ZM14 182H13V184H14ZM23 182V181H22ZM34 182V183H33ZM61 182H62V184H61ZM89 182H92V183H89ZM141 182L143 183V184H141ZM147 182V183H146ZM150 182V183H149ZM162 182V183H161ZM230 183L229 185H227L228 183ZM233 182H234V184H233ZM25 183V182H24ZM36 183V184H35ZM43 183H46V184H44V186H43ZM70 183V184H69ZM89 183V184H88ZM98 183V184H97ZM100 183V184H99ZM115 183H116V185L118 184L119 186H116L115 185ZM120 183V184H119ZM124 183V184H123ZM156 183V184H155ZM164 183H168V185H167V189H168V191H167V189L165 188V187H163V186H166V184H164ZM190 183V184H189ZM216 183V184H215ZM225 183V184H224ZM231 183H232V186H231ZM251 185H250V184ZM253 183V184H252ZM27 184V183H26ZM41 184V185H40ZM49 184V185H48ZM51 184V185H50ZM86 184V185H85ZM91 184V185H90ZM92 184L95 186H92ZM106 184H107V186H106ZM111 184V185H110ZM132 184V185H131ZM205 184V183H204ZM212 184V185H211ZM215 184V185H214ZM218 184V185H217ZM241 184V185H240ZM244 184V185H243ZM16 185V186H17ZM23 185V184H22ZM35 185V186H34ZM47 185V186H46ZM66 185V187H64ZM67 185H68V188H67ZM91 187H90V186ZM101 185V186H100ZM128 185H129V187H128ZM135 185V186H134ZM145 185H146V189H145ZM151 185V186H150ZM160 185H163V186H161V187H159ZM178 187H177V186ZM220 185V186H219ZM227 185V186H226ZM16 186H15V188H16ZM18 186H17V188H18ZM28 186V187H27ZM50 186V187H49ZM57 188L58 187V190H56L55 189V187ZM97 186V187H96ZM140 186H141V190H142V193H144V198H146V201L143 199V200H140L139 198H138V196H137V192H138V190H140ZM188 186V187H189ZM192 186H194V187H192ZM222 186V187H221ZM245 186H247V187H245ZM251 186V187H250ZM38 187H39V189H38ZM42 187L44 188V189H42ZM93 187V188H92ZM108 188V189H106V191L105 190H102V189H104V188ZM122 187H124V188H122ZM172 187V188H171ZM215 187V188H214ZM15 188H13V189H15ZM20 188V187H19ZM19 188L18 189H15V190H19ZM25 188L27 189V191H25ZM41 188V189H40ZM50 190H49V189ZM52 188V189H51ZM54 188V189H53ZM61 188H63V189H61ZM79 188V189H78ZM135 188V189H134ZM158 188H160V189H158ZM161 188H164V193H163V189H161ZM178 188V189H177ZM227 188H230V189H227ZM261 188V189H260ZM29 189V190H28ZM89 189H90V191H89ZM111 189V190H110ZM171 189V190H170ZM174 189L176 190L175 192H174ZM183 189V188H182ZM259 189H260V191H259ZM11 190V189H10ZM32 190H30L29 191V193L31 192L32 193ZM41 192H40V191ZM57 192H59L60 191V194H57L56 193V191ZM67 190L69 191L68 193H67ZM73 190H75L74 189V187H73V189H72V191ZM94 190H95V194H94ZM97 190H99V191H97ZM162 190V191H161ZM169 190H170V192H169ZM181 190V191H180ZM183 190H185V189H183ZM231 190V191H230ZM241 190H242V192H241ZM252 190V191H251ZM0 191H2V190H0ZM9 191V190H8ZM52 191V192H51ZM55 193H54V192ZM162 192V194H161V192ZM227 191H229L228 193H227ZM2 192H5V191H2ZM10 192V191H9ZM20 192V193H21ZM36 192V193H37ZM61 192H63V193H61ZM100 192V193H99ZM107 192H108V194H107ZM120 192H122V193H120ZM168 192V194L169 193H174L175 195H179L180 197L179 198H183L181 201L179 200V204H181L182 203V205L181 206H177V208L179 209H177V208H175L176 206H174V205H176L175 203H177L178 204V202L175 200V202H174V204H173V206H171V202L169 201V199H167V195L168 194H166ZM249 192H251V193H249ZM19 193V192H18ZM29 194V196L30 195H34V194ZM78 193V194H77ZM80 193V194H79ZM97 193V194H96ZM130 193L131 194H133V195H131V197L129 198V199H125L126 201H124V200H122V199H124L123 197L121 198V194H122V196H125V197H127V195H130ZM3 194V193H2ZM5 194H7L6 192H5ZM88 194V195H87ZM106 194V195H105ZM115 194V195H114ZM146 194H148V196L146 195ZM203 194V195H202ZM1 195V194H0ZM8 195V194H7ZM36 195V194H35ZM46 195V194H45ZM81 195H83L85 198H87V200L86 199H84L83 200V198L81 199V197H83V196H81ZM86 195V196H85ZM90 195V196H89ZM118 195H119V197H118ZM151 195H153V197L151 196ZM171 195V194H170ZM192 195H194V196H192ZM211 195H212V197H211ZM214 195H215V197H214ZM4 196H6V195H4ZM19 196V195H18ZM38 198L39 197H41L42 198V196L40 195V196H38V195H36ZM35 196V197H36ZM47 196V195H46ZM45 196V197H46ZM49 196L50 195H48V197L47 198H49ZM65 196V195H64ZM88 196V197H87ZM108 196V197H107ZM110 196V197H109ZM133 196V197H132ZM160 196H164V197H162V201H161V203L162 204H160V199H159V197ZM172 196V195H171ZM204 196H208L209 198H202V197H204ZM3 196H1L0 197V200H1V198H2ZM9 197V196H8ZM36 197V198H37ZM51 197V196H50ZM59 197V196H58ZM72 197V198H71ZM92 197V198H91ZM95 197H96V199H95ZM106 197V198H105ZM148 197V198H147ZM168 197L170 198V196L168 195ZM178 197V196H177ZM214 197V198H213ZM227 197V198H226ZM243 197V198H242ZM5 198V197H4ZM7 198V197H6ZM5 198V199H6ZM30 198V197H29ZM43 198H42V200H43ZM68 198H71V199H68ZM77 198V199H76ZM81 200H80V199ZM91 198V199H90ZM107 198L108 199H110V200H107ZM112 198V199H111ZM121 198V199H120ZM161 198V197H160ZM173 198V197H172ZM211 198V199H210ZM226 198V202H225V199ZM242 198V199H241ZM251 198V199H250ZM5 199H3L4 201H6ZM25 199V198H24ZM27 199V198H26ZM25 199V200H26ZM34 199V198H33ZM55 199V198H54ZM58 199H60V197L58 198ZM75 199V200H74ZM88 199H89V202H87L88 201ZM187 199V200H186ZM198 199V200H197ZM200 199V200H199ZM204 201H203V200ZM27 200H29V199H27ZM36 200V199H35ZM39 200L41 201V199L39 198ZM68 200H70V201H73L74 203L73 204H71V203H69L68 202ZM79 202H78V201ZM98 200V201H97ZM100 200V201H99ZM104 200V201H103ZM106 200L107 201H110L111 203H109V202H107V203H109V204H105V202H106ZM117 200V201H116ZM138 200H140V201H138ZM172 200V199H171ZM250 200V201H249ZM2 201V200H1ZM1 201H0V203H1ZM21 201V202H20ZM29 201H31V200H29ZM33 201V200H32ZM38 201V200H37ZM59 201H61L60 203H59ZM64 201V202H63ZM77 201V202H76ZM82 201V202H81ZM91 201H94V203L93 202H91ZM144 203H143V202ZM168 201L171 203H168ZM188 204H194L193 206H195V207H193L192 205H187L185 202ZM206 201H208V202H206ZM242 201H244L243 202V204L245 205L246 203L249 205V204H251V205H249L248 206V208H247V206H244L243 204H242ZM246 201V202H245ZM248 201V202H247ZM11 202V201H10ZM14 202V201H13ZM13 202H11V203H13ZM15 202V203H16ZM27 202V201H26ZM25 202V204H27ZM36 202V201H35ZM44 202V201H43ZM63 202V203H62ZM83 202H85V203H83ZM100 203V205H99V203ZM117 202V203H116ZM139 202V203H138ZM198 202H200V205H201V209L202 210H198V207H199V203ZM231 202V203H230ZM252 202V203H251ZM7 203H9L8 202V199H7ZM15 203H14V205H15ZM22 203V204H21ZM34 203V202H33ZM39 204H41L42 203V201H41V203L40 202H38ZM37 202H36V204L34 205V204H32V203H30V204H32V206H37V205H39ZM45 203H44V205H45ZM83 203V204H82ZM94 204V206H93V204ZM119 203V204H118ZM142 203H143V206H142ZM148 203H149V205H148ZM170 204L169 206L170 207H168L167 209H166V207L168 206V204ZM208 203V204H207ZM229 203V204H228ZM5 204V202H3V204H0V205H4ZM24 204V206L25 207H27V205H25ZM57 204H59L60 206H61V208H60V206L59 205H57ZM61 204H63V205H61ZM68 204V205H67ZM81 204V205H80ZM90 204V205H89ZM95 204H96V206H95ZM110 204H111V206H110ZM129 204V205H128ZM134 204L135 206H133L132 207V205ZM183 204H185V205H183ZM205 204H207L208 205V207H209V209L210 208H212V209H210V211H209V209H208V207H207V205H205ZM209 204H211V205H209ZM226 204V205H225ZM9 205H11L12 206V204H10L9 203ZM54 205V206H53ZM66 205V206H65ZM85 205H88L89 206V208H88V206H86V211H87V209H88V211H87V213H86V211H85V215H83V211L85 210ZM91 205H92V207H91ZM105 206V208H104V206ZM107 205H109V206H107ZM120 205V206H119ZM145 205V206H144ZM203 205V206H202ZM206 207H205V206ZM28 206H30L29 204H28ZM31 206V208H33ZM50 206H52V207H50ZM56 206H58V208L60 209H57L56 208ZM63 206V207H62ZM78 206V207H77ZM80 206V207H79ZM83 206V207H82ZM103 206V207H102ZM126 206H128V207H126ZM130 206V207H129ZM149 206V207H148ZM161 206H163V207H161ZM187 206V207H186ZM211 206V207H210ZM244 206V207H243ZM6 207H8V204H7V206ZM10 207V206H9ZM14 207V206H13ZM15 207V208H16ZM41 207V206H40ZM55 207V208H54ZM95 207V208H94ZM97 207V208H96ZM102 208V210L103 211H101L100 212V210L99 209H101ZM129 208V210L127 209H124V208ZM143 207V208H142ZM147 207V208H146ZM172 207V208H171ZM193 207V208H192ZM3 207L1 206V209H2ZM51 209V208H53V209H51L50 210V212H49V210L48 209ZM63 208V209H62ZM104 208V209H103ZM131 208H133V210L131 209ZM138 209V210H134V209ZM170 208V209H169ZM181 208H183V209H181ZM206 208V209H205ZM8 209V208H7ZM12 209V208H11ZM10 209V210H11ZM42 209V208H41ZM79 209V210H78ZM125 210V211H130V212H125L124 213V211H123V213L125 214H122L121 212V210ZM142 209H143V211H142ZM158 209V210H157ZM159 209H163L162 210V212H160L159 211ZM173 209V210H172ZM194 209H195V213L196 212H204V216L201 214V216H200V213L198 214L201 218H199L198 217V215L196 216L195 214H194ZM13 210L15 211V209L13 208ZM11 211V213H12V215H13V212L14 211ZM45 210H46V212H45ZM56 210H58L57 212H56ZM77 210V211H76ZM80 210H83L82 212L80 211ZM90 210H92V212L90 211ZM166 210V214H167V216H165V213H164V211ZM175 210V211H174ZM176 210H177V212H176ZM198 210V211H197ZM231 210V211H230ZM2 212H4V210L2 209L1 210ZM8 212H9V210H7ZM7 211L5 210V212L7 213ZM17 211L16 212H14V213H17ZM72 211H74V215L72 214ZM78 211H79V213H78ZM94 211V212H93ZM98 211V212H97ZM107 211H111V212H114V214H111V216L109 215L110 214V212L108 213ZM121 211V212H120ZM135 211V212H134ZM139 211V212H138ZM168 211H170V212H168ZM179 211H181V213L179 212ZM209 211V212H208ZM19 212V211H18ZM34 212V211H33ZM32 212V213H33ZM56 212V213H55ZM105 212H107V215L105 214V215H102V214H104ZM168 212V213H167ZM184 212H186L185 214H184ZM189 212V213H188ZM207 214H206V213ZM11 213L9 214L11 217H12V215H11ZM26 214L27 216L28 215H30V214ZM31 213V214H32ZM52 213V214H51ZM70 213H71V215H73V216H71L70 215ZM76 213L78 214V215H76ZM100 213V214H99ZM157 213V214H156ZM159 213V214H158ZM178 213H180V214H178ZM214 214V216L215 217H213V215H211V214ZM249 213V214H248ZM1 215H2V213H0ZM17 214H19V213H17ZM69 214V215H68ZM81 214V215H80ZM97 214V215H96ZM120 214H122V215H120ZM194 214V215H193ZM197 214V213H196ZM5 215L6 214H4V217H5ZM9 215H8V217H9ZM14 215H16V214H14ZM21 215V214H20ZM25 215V216H26ZM82 215L84 216V217H86V215H87V217L85 218V222H81V218H82ZM89 215V216H88ZM96 215V216H95ZM113 215V216H112ZM120 215V216H119ZM128 215H130V216H128ZM169 215H171V216H169ZM186 215H187V217H186ZM207 215V216H206ZM232 215H234V217L232 218L231 216ZM17 216V215H16ZM21 216H23V214L21 215ZM20 216V217H21ZM24 216V217H25ZM56 218H55V217ZM59 216H60V218H59ZM81 216V217H80ZM94 216V217H93ZM110 216V217H109ZM127 216V217H126ZM132 216V217H131ZM173 216V217H172ZM206 216V217H205ZM1 217V216H0ZM10 217V218H11ZM51 217H53V218H51ZM58 217V218H57ZM80 217V218H79ZM83 217V218H84ZM104 217H106L105 218V221L103 220L102 221V219H104ZM107 217H108V219H107ZM122 217V218H121ZM129 217V218H128ZM144 219H143V218ZM192 217H193V219H192ZM208 217V218H207ZM211 217V218H210ZM231 217V219H232V221H230L229 220V218ZM2 218V221H0V222H4L3 220H4V218H3V216L1 217ZM7 218V217H6ZM48 218H50L49 220H48ZM82 218V219H83ZM87 218H91V220L90 219H87ZM102 218V219H101ZM109 218L111 219V220H113V221H111V220H109ZM120 218V219H119ZM128 218V219H127ZM147 218V219H146ZM165 218H167V219H165ZM195 218V219H194ZM197 218V219H196ZM215 218H217V220H215ZM228 218V219H227ZM240 218L243 220H241L240 221ZM20 219V218H19ZM22 220H23V218H21ZM57 219H59V220H57ZM62 219H63V221H62ZM101 219V220H100ZM107 219V220H106ZM189 220V223H188V221L187 220ZM200 219V220H199ZM207 219V220H206ZM209 219V220H208ZM1 220V219H0ZM7 219H5V221H6ZM15 220V219H14ZM17 220H18V218H17ZM40 220H42V221H40ZM61 220V221H60ZM72 220V221H71ZM87 220H89V222L87 221ZM99 220V222H97ZM123 220H127L126 222H124ZM166 220H168V221H166ZM202 220V221H201ZM212 220H213V222H212ZM45 221L47 222V223H45ZM57 221V222H56ZM71 221V222H70ZM86 221H87V223H89V224H87L86 223ZM93 222V223H90V222ZM94 221L96 222L95 223V226H100V228L99 227H95L94 226ZM100 221H102L101 223H100ZM108 221V222H107ZM115 221L117 222V223H115ZM152 221H153V223H152ZM165 221V222H164ZM178 221V222H177ZM199 221H200V223H199ZM217 223H216V222ZM8 222L10 223V222H13V220L12 221H10V219L8 218ZM20 223H22L21 222V220L19 221ZM41 222V223H40ZM56 224H54V223ZM60 222V223H59ZM66 222V223H65ZM68 222V223H67ZM70 222V223H69ZM105 222H107L106 224L108 225V224H110L111 226V229H110V231H111V235H110V238L108 237V238H106V236H108L109 234L108 233H110V232H106L107 231V229L106 228H104V227H109V226H107L106 224H105ZM112 222V223H111ZM119 222V223H118ZM124 222V226H123V223ZM240 222H242L241 224H240ZM6 223H7V221H6ZM17 223V222H16ZM38 225H37V224ZM59 225H58V224ZM74 223H75V226H73L74 225ZM83 223V225L81 226V224ZM104 225H103V224ZM115 223V224H114ZM121 223V224H120ZM125 223H126V226H125ZM129 223V224H128ZM182 223H183V225H182ZM216 223V224H215ZM8 224V223H7ZM12 224V223H11ZM30 224L31 225H33V226H30ZM51 224L52 225H54V226H51ZM60 224H63L62 225V227L60 226ZM70 224H72V225H70ZM79 224H80V226H79ZM93 224V225H92ZM117 224V225H116ZM128 224V225H127ZM147 224V225H146ZM177 224V225H176ZM209 224V225H208ZM14 225H15V223H14ZM40 225H42V226H40ZM44 225V226H43ZM121 225V226H120ZM200 225V226H199ZM216 225V227L214 228L213 226H215ZM2 223H0V228L2 229ZM24 226H28V228H26V227H24ZM30 226V227H29ZM48 226V227H47ZM51 226V227H50ZM56 226V227H55ZM71 226V227H70ZM72 226H73V228H75L76 230L75 231H71L72 229ZM76 226L78 227V230H77V228H76ZM83 226H85L86 228H88V232H87V234H90L88 237H90L91 236V234L92 233H94V232H96V234H98V236L99 235H101L100 236V238L101 239H98V240H94V241H92L91 239L89 240V238L88 237H86V241H89L88 243H90V245L89 244H87L85 241H84V236L86 235V234H83V231L84 232H86L87 230H86V228L85 227H83ZM88 226V227H87ZM104 226V227H103ZM116 226L118 227V228H116ZM120 226V227H119ZM123 226V227H122ZM141 226V227H140ZM179 226V227H178ZM198 226V227H197ZM208 226H210V227H208ZM248 226H249V228H248ZM259 226V227H258ZM21 227H23V229H21ZM33 227V228H32ZM52 227L53 228H56V229H54L53 231H51V232H49L48 230L49 229H52ZM81 227L82 228H84V230H81ZM91 227H93L94 228V232H93V228H91ZM103 227V231L104 232H102V230H101V228ZM129 227V228H128ZM165 227H167V228H165ZM212 227H213V229H212ZM242 227V228H241ZM26 228V230H24ZM36 228V230H34ZM43 228V229H42ZM47 230H45V229ZM99 228V229H98ZM123 229V231H121L122 229ZM163 228H165L166 230H167V232H166V230L165 229H163ZM207 228V229H206ZM18 229L20 230H22V232L19 234L18 232ZM38 229V230H37ZM40 229V230H39ZM59 229V230H58ZM91 229H92V231H91ZM96 229V230H95ZM105 229V230H104ZM114 229V230H113ZM117 229V230H116ZM136 229V230H135ZM156 229H158L157 231H155ZM209 229V230H208ZM255 229V230H254ZM18 232H17V231ZM20 230V231H21ZM24 230V231H23ZM32 230H34V231H32ZM42 230V231H41ZM45 230V232H43ZM74 230V229H73ZM98 230V231H97ZM126 230V231H125ZM152 230V231H151ZM159 230H161V231H159ZM164 230H165V232H164ZM178 230V231H177ZM206 230H207V232H206ZM211 230H212V232L213 233H215L216 234V236L217 237H213V239H215V241H217L218 239H216V238H218L219 237V240L217 241V242H219V244L221 245L220 247H218L219 246V244H217L216 245V243L217 242H214L213 244H212V241H214V240H212L211 238H212V236H214L213 235V233H211L212 234V236L209 234L210 232H211ZM248 230H250V233H251V231H252V233H253V231H254V233H253V236H252V234H251V236H252V239H253V243L250 241V240H252L251 238H245L246 236L248 237V235L250 234H247L249 231ZM1 231H3V230H1ZM17 233H16V232ZM28 231H30V232H28ZM41 231V232H40ZM55 231V232H54ZM72 233H71V232ZM77 231V232H76ZM82 231V232H81ZM109 231V230H108ZM114 231V232H113ZM164 232V234L166 235H161V234H163V232ZM176 231V232H175ZM210 231V232H209ZM243 231V232H242ZM24 232H25V234H24ZM37 232V233H36ZM40 232V233H39ZM44 234H43V233ZM58 232V233H57ZM70 232V233H69ZM75 232V233H74ZM90 232V233H89ZM134 232V233H133ZM148 232V233H147ZM151 232V233H150ZM157 232V233H156ZM161 234H160V233ZM189 232H192L191 234L189 233ZM204 232V233H203ZM205 232H206V234H205ZM245 232H246V234H245ZM14 233H16V234H18L17 236H16V234H14ZM38 233H39V235H38ZM46 233H49V234H47L46 235ZM52 233H54V236H55V238H54V236H53V234ZM70 234V235H68L67 237L65 236V235H67V234ZM101 233V234H100ZM102 233H103V235H102ZM119 233V234H118ZM123 233H125V234H123ZM132 233H133V235L134 234H138V236H136V238L134 239L135 241H132V238H131V235H132ZM150 233V234H149ZM194 233V234H193ZM198 233V235H200V236H198V237H196V238H194L195 236H196V234ZM201 233V234H200ZM11 234H13V235H11ZM23 236H22V235ZM42 234H43V236H42ZM61 235V238L59 237V235ZM77 234V235H76ZM172 234V235H171ZM193 235V236H190V235ZM234 234V235H233ZM245 234V237H243L242 235H244ZM3 235V236H2ZM6 235V236H5ZM50 235V236H49ZM123 235V236H122ZM125 235H130V238H129V236H125ZM159 235V236H158ZM178 235V236H177ZM188 235H189V238H188ZM204 235H206V236H204ZM231 235H232V237H234V238H239L240 236V240H237V239H235V240H237V241H235L234 240V238L232 239L231 238ZM257 235V236H256ZM10 236H11V238H10ZM20 236V237H19ZM22 236V237H21ZM34 236V237H35ZM62 236H63V238H62ZM97 236V235H96ZM124 236H125V238H126V240L124 239ZM156 236V237H155ZM175 236V237H174ZM204 236V237H203ZM208 236H211V237H208ZM250 236V237H251ZM256 236V237H255ZM259 236V237H258ZM261 236V237H260ZM12 237H13V239H12ZM30 237V235L29 236H27L26 238H29ZM51 237V238H50ZM58 237V238H57ZM66 237V238H65ZM81 237V238H80ZM103 237V238H102ZM105 237V238H104ZM120 237L122 238V240H120ZM127 237L129 238V239H127ZM135 237V236H134ZM159 237V238H158ZM162 237V238H161ZM201 239H200V238ZM206 237H208L207 239H205ZM224 237V238H223ZM254 237H255V239H254ZM8 238V239H7ZM31 238V237H30ZM76 238H78V239H76ZM91 238H93V235L91 236ZM144 238V239H143ZM155 238V239H154ZM158 238V239H157ZM220 238H222V239H224V243L222 242H220ZM248 239L249 241H250V244H249V242H248V240H245V239ZM261 238V239H260ZM11 239L13 240V241H11ZM32 239V238H31ZM41 239V238H40ZM43 239V238H42ZM48 239V240H47ZM108 239V240H107ZM188 239V240H187ZM200 239V240H199ZM222 239H221V241H222ZM232 239V240H231ZM245 240V242H243L244 240ZM259 239V240H258ZM16 240V241H15ZM19 240V241H20ZM27 240V239H26ZM33 240V239H32ZM34 240H35V238H34ZM44 240V239H43ZM50 240V241H49ZM72 240V241H71ZM80 240H81V242H80ZM105 240V241H104ZM131 241V243L132 244H130V242H128V241ZM147 240H149L148 242H147ZM164 240V241H163ZM195 243V244H197V245H195L196 247L194 248V243H192V244H190L192 241ZM203 241L202 243H200V241ZM211 240V241H210ZM242 240V241H241ZM258 240V241H257ZM260 240H262L261 242H260ZM8 241V242H7ZM11 241V242H10ZM30 240H28V241H26V242H29ZM71 241V242H70ZM74 241H75V244H74ZM77 241V242H76ZM122 241V242H121ZM156 241V242H155ZM188 241H190V242H188ZM205 241V242H204ZM208 241V242H207ZM26 242H24V243H26ZM44 242V241H43ZM102 244H101V243ZM187 242H188V244H187ZM198 242V243H197ZM236 244H235V243ZM237 242H240V244H241V242H243V243H245V245L247 244V246L249 247V248H247V246H245L243 243V245L246 247L245 248V250L244 251H241V249H238V246L240 245V244H237ZM263 242V243H262ZM7 245H6V244ZM9 243V244H8ZM33 243V242H32ZM59 243V244H58ZM80 243V244H79ZM94 243H95V245L98 243V244H100L99 246H94V247H92L91 245H94ZM136 244L135 245V247H132V245L133 244ZM139 243H140V245H139ZM144 243V244H143ZM205 245H204V244ZM257 243V244H256ZM259 243H260V247H259ZM262 243V244H261ZM30 244H31V242L30 243H28V246H29V248H30ZM68 244V245H67ZM126 244V245H125ZM180 244V246H178ZM182 244V245H181ZM201 245L202 244V248L199 246V245ZM235 246H234V245ZM240 245V248L243 246V245ZM256 244V245H255ZM3 245V246H2ZM27 245V244H26ZM26 245H24L25 246V248H26ZM34 245V244H33ZM125 245V246H124ZM142 245H144V246H142ZM156 245V246H155ZM163 245V246H162ZM184 245H186V247H187V249L189 250V251H191L192 252V250H193V252H192V254H193V256L192 257H188V256H190V254L189 253H191V252H189L188 253V250L184 247ZM213 245V246H212ZM237 245V246H236ZM254 245V246H253ZM27 246V247H28ZM31 246H32V244H31ZM73 246H75V248H76V246L78 247V248H76L74 251H73ZM79 246H81V248L82 247H84L85 249H80L79 248ZM139 246H141V248L139 247ZM152 246V247H151ZM178 246V247H177ZM191 246V247H190ZM199 246V247H198ZM211 246V247H210ZM33 247V246H32ZM31 247V248H32ZM89 247V248H88ZM128 247V248H127ZM174 247H177V248H175L174 249ZM193 247V248H192ZM225 247V248H224ZM237 247V248H236ZM253 247H255V249L253 248ZM24 248V249H25ZM41 248V249H40ZM125 248V249H124ZM127 248V249H126ZM131 248H133V249H131ZM147 248V249H146ZM151 248V249H150ZM152 248H154V249H152ZM219 248L220 249H222V248H224V249H222V250H219ZM236 248V249H235ZM243 248V247H242ZM257 248V249H256ZM259 248L261 249V250H259ZM6 250V252H8L9 254H7V253H5V250ZM10 251H9V250ZM23 249V247H21V250ZM27 249V248H26ZM44 249V250H43ZM92 249H93V251H92ZM95 249V250H94ZM96 249H97V253L95 252L96 251ZM140 251H139V250ZM144 249V250H143ZM150 249V250H149ZM180 250V251H177V250ZM182 249V250H181ZM184 249H185V251L187 250V253L189 254H187L185 251H184ZM195 249V250H194ZM200 249H201V251H200ZM206 250V252L208 253H206V254H204L205 253V251H203L202 252V250ZM78 250V251H77ZM80 250V251H79ZM82 250V251H81ZM89 250H91V251H89ZM108 250H110L109 252L110 253H108L107 254V251ZM111 250H113V253H115V254H113L112 252H111ZM122 250V251H121ZM141 250H142V252H141ZM161 250H162V254H160L161 253ZM163 250H165V252L163 251ZM173 250V251H172ZM174 250H175V252H174ZM236 250H238V251H240L238 254H237V252H236ZM243 250V249H242ZM252 252H250V251ZM255 250V252H256V254L253 252ZM72 251V252H71ZM84 251L85 252H87L86 254L84 253ZM89 251V252H88ZM120 251V252H119ZM145 251V252H144ZM168 251V252H167ZM170 251H172L171 252V255H173L174 254V256H172L171 257V255H170ZM183 251L186 253H183ZM199 251V252H198ZM228 251V252H227ZM248 251H249V254H247L248 253ZM258 251V252H257ZM260 251V252H259ZM262 251V252H261ZM4 252V253H3ZM24 252V253H23ZM77 252L79 253H82L83 255H81L80 253V257H77V256H79L78 254H77ZM93 253V254H91V253ZM140 252V253H139ZM154 253L153 255H151L152 253ZM156 252H159V254L160 255H158ZM196 252V253H195ZM198 252V253H197ZM203 253V255H202V253ZM215 252V253H214ZM39 253V254H38ZM40 253H42L41 255L42 256H40ZM56 253V254H55ZM59 253H60V255H63L62 256V258L64 259V260H66V263H65V261H60L61 259L59 258L60 257V255H59ZM66 254V256H67V254H69V257H66V256H64V254ZM90 254V256L92 255L93 257H94V259H96V260H94V259H92L91 257V259H90V261L91 260H94L93 262L91 261H87V260H89V254ZM94 253H96L95 255H94ZM150 253V254H149ZM156 253V254H155ZM165 253V254H164ZM175 253H179L178 254V256L179 257H177V254L175 255ZM182 253H183V255H185V256H183L182 255ZM195 253V254H194ZM209 253H210V255H209ZM263 253V254H262ZM5 254V255H4ZM25 254V251H22V254L20 253L19 254V256H18V258H16V259H20L19 257H21V256H25V258L24 259H26L27 258V256L28 255H24ZM35 254H36V256H35ZM70 254H71V256H70ZM75 254H76V256H75ZM84 254L85 255H87V256H85V257H83L84 256ZM111 254V255H110ZM113 254V255H112ZM166 254H169V255H167L166 256ZM182 256H181V255ZM212 254V255H211ZM213 254H216L215 256L213 255ZM235 254L236 255H238L236 258H235ZM254 254H255V256L256 257H254ZM257 254H259V257L260 258H257ZM261 254V255H260ZM12 255H14V253L12 254ZM39 255V256H38ZM47 255V256H46ZM59 255V256H58ZM100 255H101V257H100ZM107 255V256H106ZM188 255V256H187ZM199 255V256H198ZM246 255H247V257H246ZM53 256H58L57 258H59V260H57V259H54L55 257H53ZM156 256V257H155ZM181 256V257H180ZM196 256V257H195ZM200 256H202V257H200ZM207 256V257H206ZM243 256L245 257V258H243ZM251 256H253V257H251ZM13 257V256H12ZM23 257H21V258H23ZM38 257V258H37ZM88 257V258H87ZM165 257V258H164ZM166 257H167V259H166ZM177 258L178 260H176L175 259V261H174V258ZM193 257H195V258H193ZM30 258H31V260H30ZM44 258H46V259H44ZM77 258H78V260H77ZM87 258V259H86ZM104 258V259H103ZM132 258H134V259H132ZM160 258H162V259H160ZM164 258V259H163ZM181 258V259H180ZM187 258H189V259H187ZM199 258H201V259H199ZM212 258H214V261H213V259ZM228 258V259H227ZM235 258V259H234ZM247 258V259H246ZM254 258V259H253ZM62 259V260H63ZM130 259H131V261H130ZM241 259V260H240ZM246 259V260H245ZM260 259V260H259ZM1 260V259H0ZM57 260V261H56ZM138 261V263H137V261ZM162 260V261H161ZM237 260H240L241 262L240 263H238L237 262ZM245 260V261H244ZM259 260V261H258ZM2 261V260H1ZM26 261V260H25ZM54 263H53V262ZM80 261H81V263H80ZM87 261V262H86ZM117 261V262H116ZM133 261V262H132ZM236 261V262H235ZM52 262V263H51ZM56 262V263H55ZM61 262V263H60ZM73 261H71L69 264H74V263H72ZM121 262V263H120ZM132 262V263H131ZM171 262V263H170ZM235 262V263H234Z\"/></svg>",
	"mask_w": 264,
	"mask_h": 264
}]
</instances>
